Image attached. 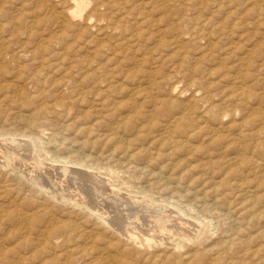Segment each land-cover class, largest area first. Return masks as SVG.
<instances>
[{"label":"bare ground","instance_id":"obj_1","mask_svg":"<svg viewBox=\"0 0 264 264\" xmlns=\"http://www.w3.org/2000/svg\"><path fill=\"white\" fill-rule=\"evenodd\" d=\"M2 1V0H1ZM15 1H18V0H15ZM27 0H25V2H26ZM31 1V0H30ZM33 1V0H32ZM32 1L29 3V2H26V4H31L32 3ZM43 1H45V2H47L48 4H49V6H50V8L52 9H54L52 12H50L49 14L50 15H52V13H53V15L52 16H54L55 17V21L54 22H56V23H54L55 24V26H54V28L57 30V32H60L63 36L62 37H64V36H66L67 37V35L68 34H66L69 30H71L72 28H76L75 30L76 31H74V32H76V35H75V37H77V39H78V37L80 38V36H81V39H83L85 36H87L86 34L84 35V33L86 32L87 33V31L91 34V33H93V34H102L103 32L105 33L106 31L107 32H111V33H116V32H118V31H120L121 32V34H123L125 31H128V30H130V33L129 34H127V37H124V38H121V37H123L120 33V38H121V40H122V42H125V40H127L128 38H132L131 40H132V42L133 41H137L140 37H141V34H142V32H143V29L141 28V26L142 25H144V24H146V23H148L149 24V13L148 12H152V10L153 9H158V8H160V9H158L159 11H161V8H163L164 9V11H165V13H167L166 11L168 10V9H170V11H171V8H169L168 6H169V3L170 4H172L169 0H43ZM174 2H176L177 0H173ZM234 1H236V0H203V2H202V0H183L181 3L179 2L178 4H177V7H178V10H180V9H182L181 10V12H182V14L180 15L181 17L178 19V21L180 22H182L183 23V17H185V15H187L186 13H184V11L185 12H188V11H191L192 13H198V14H200V12L199 11H201L202 10V5L205 7H209L210 9H211V12H210V16L212 17V16H215V15H217V16H219L220 14H222V13H224V15H222V17L224 16V18H223V20H221L222 22L225 20L226 21V17L225 16H227L228 18L229 17H231V15L232 14H235L236 12V10L235 9H237L238 8V4H236L237 5V7H236V5H233L234 3H238L237 1L236 2H234ZM245 1V0H244ZM250 1V0H249ZM253 1V0H252ZM257 1H259V0H255V1H253V5L251 6V8L249 9L248 8V10H251V11H253V12H251L252 14H254V17H253V19H248V21L249 20H254V21H252L251 23H253V24H255L256 26H254L255 28H259L258 26L259 25H264V13H263V17H261L260 15H262L261 14V12H262V10L261 9H259V7L258 8H256V6H257V4H256V2ZM264 0H262V2H263ZM5 2V1H4ZM9 2H10V0H9ZM14 2V1H13ZM234 2V3H233ZM240 2V1H239ZM246 2H248V0L246 1ZM6 4L8 3V0H7V2H5ZM4 3V4H5ZM34 3V2H33ZM32 3V4H33ZM37 3V2H36ZM167 3H168V5H167ZM208 3H211V4H208ZM241 3H245V2H241ZM264 3V2H263ZM262 3V4H263ZM0 4H2L1 2H0ZM10 4H12L11 2H10ZM10 4H7L8 5V7L10 6ZM42 4H44V3H42ZM212 4H213V6H212ZM232 4V5H231ZM248 4V3H247ZM3 5V4H2ZM2 5H1V7H2ZM7 5H5V6H7ZM36 5H38V4H36ZM36 5H33V6H36ZM44 5H46V4H44ZM210 5V6H209ZM239 5H241V4H239ZM24 6V5H23ZM242 6H246V4L244 5H241V7ZM248 6H249V4H248ZM258 6H260L261 7V5H260V3L258 4ZM11 7H12V5H11ZM13 7H14V5H13ZM22 7V6H21ZM28 7V6H27ZM40 7H41V5H40ZM203 7V8H204ZM240 7V6H239ZM240 7V8H241ZM247 7V6H246ZM6 8V7H5ZM4 8V9H5ZM15 8H17V7H15ZM23 8H26V7H23ZM22 8V9H23ZM245 8V7H244ZM243 8V9H244ZM262 8H263V6H262ZM18 9V8H17ZM16 9V10H17ZM21 9V10H22ZM34 9V8H33ZM41 9H43V8H41ZM45 9H46V7H45ZM257 9H259V10H257ZM2 10H3V8H2ZM2 10H0V13L1 12H3ZM20 10V11H21ZM32 10V9H31ZM158 10H157V13H158ZM175 10H176V8H175ZM174 10V11H175ZM178 10H176V11H178ZM238 10V9H237ZM7 12L9 11L8 9L6 10ZM15 11V10H14ZM14 11H11V12H14ZM30 11V10H29ZM34 11V10H33ZM35 11H36V9H35ZM35 11H34V13H35ZM154 11V10H153ZM163 11V10H162ZM207 11H209V10H207ZM245 12H247L246 11V8H245V10H244ZM263 11H264V9H263ZM6 12V15L8 14ZM18 12V11H17ZM28 12V11H27ZM26 12V13H27ZM47 13L49 12V11H46ZM180 12V13H181ZM249 12V11H248ZM10 13V12H9ZM21 13V12H20ZM47 13H46V15H47ZM156 13V12H155ZM162 13H164V12H162ZM164 13V14H165ZM12 14V13H11ZM25 14V13H24ZM28 14H30V16L32 15L31 14V12L29 13L28 12ZM152 14V13H151ZM164 14H161L162 16L164 15ZM172 14H173V11H172ZM177 14V13H176ZM175 14V15H176ZM190 14V13H189ZM219 14V15H218ZM242 14H244V12L242 13ZM242 14H240L239 13V19H238V17H236V18H234V19H232V21H231V23L229 24V22H228V24L229 25H224L223 23L221 24V21L220 22H217L216 20V18H215V23L214 22H212L211 21V23H212V25H211V27L209 26V27H207L208 25L207 24H209V22H208V19H206L205 18V21L206 22H203V21H200V22H196L197 24H195V26L193 25L192 26V28H191V32H190V28H189V30H188V33H190V35H192L191 36V38H194V40L196 41V40H205V42H204V44L202 45L201 43V49H202V51L199 53V56L198 57H196V59H201V60H203L204 58L203 57H205V56H213V54H215V53H217V55H219L218 57H219V60L220 61H222V62H224V61H226V59L228 60L229 58H228V56H232L233 54H235V52H234V50H236V49H238L239 50V48H238V45H237V43H239V42H237L235 45H237L235 48L236 49H234L233 48V46L231 45V47H229V45L230 44H228V42L227 41H225L227 44H226V46L225 47H220L219 46V48L222 50H226L225 52H222V54L219 52V48L216 46V45H218V44H221L220 43V40H221V42H222V38L224 37L225 38V36L227 37V36H229V35H231L232 34V32L234 31L233 29L234 28H237V30H238V27L240 26H243V25H245V27H246V25L247 24H245V21H243V20H241L240 19V15L242 16ZM2 16L1 17H5L4 15H3V13L1 14ZM36 15V14H35ZM35 15H34V17H35ZM46 15H45V17H46ZM49 15V16H50ZM154 15V14H153ZM156 15V14H155ZM154 15V16H155ZM165 15H167V14H165ZM164 15V16H165ZM236 15H237V13H236ZM9 16V15H8ZM15 16V15H14ZM14 16H12V17H14ZM21 16V15H20ZM48 16V17H49ZM163 16V17H164ZM169 17H171L170 15H168ZM177 16H179L178 14H177ZM176 16V17H177ZM199 16V15H198ZM232 16H234V15H232ZM246 16V15H245ZM7 17V16H6ZM11 17V18H12ZM22 17H23V14H22ZM27 17H29V16H27ZM44 17V18H45ZM51 17V16H50ZM173 17V16H172ZM175 17V16H174ZM31 18V17H30ZM32 18H33V15H32ZM43 18V19H44ZM47 18V17H46ZM45 18V19H46ZM121 18H129V20H128V22H127V24H129V25H124L123 23H124V21H123V23L121 22ZM152 18V17H151ZM166 18V20H168V18H167V16L165 17ZM214 17H212V19H213ZM221 18V17H220ZM219 18V19H220ZM227 18V19H228ZM231 18H233V17H231ZM245 18V17H244ZM244 18H242V19H244ZM13 19H15V18H13ZM13 19H12V21H13ZM28 19V18H27ZM48 19V18H47ZM50 19H52V17L50 18ZM50 19H48L47 21H49ZM157 19V18H156ZM159 20H160V17L158 18ZM170 19H172V18H170ZM170 19H169V21H170ZM189 19V18H188ZM191 19V21L193 22V20L195 19H193L192 20V18H190ZM198 19V18H197ZM196 19V20H197ZM209 19H210V17H209ZM246 19V18H245ZM21 20V19H20ZM31 20V19H30ZM53 20V19H52ZM124 20V19H123ZM162 20H164L165 21V19L163 18ZM173 20V19H172ZM175 20V19H174ZM195 20V21H196ZM229 20V19H228ZM28 22H30L29 20H27ZM51 21V20H50ZM49 21V22H50ZM161 21V20H160ZM177 21V22H178ZM186 21H190V20H186ZM185 21V23H187ZM225 21H224V23H225ZM34 22H35V20H34ZM52 22V21H51ZM125 22H126V20H125ZM159 22V21H158ZM157 22V23H158ZM161 22H163V21H161ZM161 22H159L158 24H159V27H160V23ZM168 22V21H167ZM173 22V21H172ZM175 22V21H174ZM173 22V23H174ZM180 22V23H181ZM217 22V23H216ZM10 23V22H9ZM17 23H18V20H17ZM21 23V22H20ZM48 23V22H47ZM122 23V24H121ZM176 23V22H175ZM180 23H179V25H180ZM182 23H181V25H182ZM249 23H250V21H249ZM51 24V23H50ZM49 24V25H50ZM150 24H152V22H150ZM163 24V23H162ZM161 24V25H162ZM169 24V23H168ZM190 24V23H189ZM225 24H227V21H226V23ZM5 25H7L5 28H10L11 26H9L8 24H4L3 26H5ZM15 25V24H14ZM28 25H29V23H28ZM32 25V24H31ZM49 25H47V26H49ZM147 25V24H146ZM164 25H165V23H164ZM163 25V26H164ZM166 25H167V23H166ZM170 25V24H169ZM174 25V24H173ZM172 25V26H173ZM178 25V26H179ZM251 25V24H250ZM258 25V26H257ZM20 25L18 24V27H19ZM35 26V25H34ZM36 26H38V25H36ZM53 26V25H52ZM51 26V27H52ZM148 26V25H147ZM146 26V28H148ZM176 27H178L177 26V24L175 25ZM184 25H182V27H183ZM187 26V25H186ZM185 26V27H186ZM189 26V25H188ZM247 26H249V25H247ZM1 27V26H0ZM12 27H13V25H12ZM21 27H23V26H21ZM31 27V26H30ZM46 27V26H45ZM50 27V26H49ZM145 27V26H144ZM171 27V26H170ZM174 27V26H173ZM239 27V31L240 30H242L241 28ZM262 27V26H261ZM3 28V27H2ZM4 28V29H5ZM15 28H16V26H15ZM20 28V27H19ZM31 28H33V27H31ZM53 28V29H54ZM146 28H144V29H146ZM179 28L181 29V26H179ZM243 28V27H242ZM252 26H251V29L249 28V30L248 31H252ZM264 28V27H263ZM262 28V29H263ZM12 29L13 28H11V31H12ZM17 29V28H16ZM24 29H26V28H24ZM36 29V28H35ZM48 29V27L46 28V30ZM153 29H154V26H153ZM160 29V28H159ZM168 29H169V27H168ZM167 29V30H168ZM170 29H172V28H170ZM177 29V28H176ZM175 29V30H176ZM248 29V28H247ZM247 29H245V30H247ZM254 29V28H253ZM20 30H21V28H20ZM19 30V31H20ZM27 30V29H26ZM32 30V29H31ZM44 30H45V28H44ZM49 30V29H48ZM48 30H47V32H48ZM51 30V29H50ZM55 30V31H56ZM150 30V29H149ZM157 29H155L154 31H156ZM165 30V29H164ZM166 30V31H167ZM7 31V30H6ZM8 31H10V29L8 30ZM73 31V30H72ZM160 31V30H159ZM174 30L172 29V32H173ZM236 31V30H235ZM243 31V30H242ZM241 31V32H242ZM259 31V30H258ZM261 31V30H260ZM259 31V32H260ZM263 31V30H262ZM18 32V31H17ZM16 31H15V33H17ZM27 32V31H26ZM28 32H30V30L28 31ZM34 31H32V33H33ZM37 32H39L38 30H37ZM42 32H43V30H42ZM42 32H41V34H42ZM52 32V31H51ZM70 32V31H69ZM163 32L164 31H162V34H163ZM177 32V31H176ZM183 32H186V31H184L183 30ZM245 32V31H244ZM257 32V31H256ZM255 32V34L254 35H256V34H258V32L256 33ZM1 33V32H0ZM7 33V32H6ZM14 33V32H13ZM31 33V34H32ZM48 33H50V32H48ZM145 33H147V32H145ZM157 33V32H156ZM155 33V34H156ZM174 33V32H173ZM180 33H182L181 31H179V34H176V35H178V37L177 36H175V37H177V38H182L183 36L182 35H180ZM237 33H239V32H237ZM248 33V32H247ZM251 33V32H250ZM254 33V31H252V33L251 34H253ZM11 34V33H10ZM19 34H21V33H19ZM18 34V35H19ZM22 34H24V32L22 33ZM35 34V32L32 34V35H34ZM40 34V35H41ZM43 34H45V32L43 33ZM53 34V33H52ZM56 34V33H55ZM69 34H71V33H69ZM74 34V33H73ZM83 34V35H82ZM88 34V33H87ZM90 34H88V37L90 36ZM106 34V33H105ZM105 34H103V35H105ZM108 34V33H107ZM118 34V35H119ZM158 34L160 35V33L158 32ZM161 34V35H162ZM167 34V33H166ZM175 34V33H174ZM215 34H217V36L215 35ZM242 34V33H241ZM240 34V35H241ZM1 35V34H0ZM4 35V34H3ZM2 35V36H3ZM6 35H8V34H6ZM28 35V34H27ZM38 35H39V33H38ZM37 35V36H38ZM48 35V34H47ZM112 35V34H111ZM126 35V34H125ZM143 35H144V33L142 34V38H144L143 37ZM147 35H148V33H147ZM169 35H171V34H169ZM169 35H168V37H169ZM194 35V36H193ZM235 35H236V33H235ZM240 35L238 34V36L240 37ZM246 37L245 38H250V36H249V34H248V36H247V34L245 33L244 34ZM254 35H252L251 36V38L252 39H249V41H253L254 39L253 38H258L259 36H260V33L258 34L259 36H254ZM5 36V35H4ZM15 36H17V35H13V37H15ZM24 36V35H23ZM37 36H33L34 38H37ZM42 36V35H41ZM52 36V35H51ZM55 36H57V35H55ZM59 36V35H58ZM61 36V35H60ZM92 36V35H91ZM94 36V35H93ZM91 37V38H95V37ZM100 36V35H99ZM154 36V35H153ZM152 36V37H153ZM174 36V35H173ZM186 37H187V34L185 35ZM184 36V37H185ZM213 36H214V38H213ZM234 34L231 36L233 39H235L234 37ZM263 36H264V31H263ZM6 37V36H5ZM13 37H11V39L13 38ZM70 37H71V35H70ZM69 37V38H70ZM74 37V38H75ZM83 37V38H82ZM146 37V36H145ZM163 37H167L166 35L165 36H163ZM216 37V38H215ZM241 37H243V36H241ZM0 38H1V36H0ZM8 38V37H7ZM19 38V37H18ZM27 38V37H26ZM39 38V37H38ZM46 38V37H45ZM44 38V39H45ZM68 38V39H69ZM85 38H87V37H85ZM97 38H99V39H101V37H97ZM97 38L96 39H94V40H97ZM104 38H105V36H104ZM114 38H115V36H114ZM113 38V39H114ZM119 38V39H120ZM147 38V37H146ZM155 38V37H154ZM170 38H171V36H170ZM169 38V39H170ZM244 38V39H245ZM262 39V37H259V39ZM15 39V38H14ZM20 39V38H19ZM30 39V38H29ZM80 39V40H81ZM90 39V38H89ZM107 39V38H106ZM168 39V38H167ZM171 39H173V38H171ZM188 39V38H187ZM189 39H190V36H189ZM229 39L231 40V38L229 37ZM18 40V39H17ZM16 40V41H17ZM23 40V39H22ZM22 40H20V41H22ZM40 40H42V39H40ZM51 40V39H50ZM53 40H55V39H53ZM63 40V39H62ZM65 40V39H64ZM70 40V39H69ZM68 40V42H71L72 40H70L69 41ZM75 40V39H74ZM87 40V39H86ZM130 40V39H129ZM130 40V41H131ZM142 40V39H141ZM156 40H158V39H156ZM155 40V41H156ZM182 40V39H181ZM202 40V41H203ZM236 40H238V39H236ZM263 40V39H262ZM261 40V41H262ZM13 41H15V40H12L11 42H13ZM25 41L27 42L28 40H26L25 39ZM31 41H34L33 39H31ZM31 41H30V43H31ZM36 41H37V39H36ZM38 41H39V39H38ZM48 41V40H47ZM61 41V40H60ZM59 41V42H60ZM76 41V40H75ZM78 42H79V39L77 40ZM76 41V42H77ZM82 41V40H81ZM80 41V42H81ZM93 41V39H91V41L90 42H92ZM128 41V40H127ZM153 41V40H152ZM183 41V40H182ZM189 41V40H188ZM187 41V42H188ZM239 41V40H238ZM241 41V40H240ZM243 42H244V40H242ZM241 41V42H242ZM247 41V40H246ZM248 41V42H249ZM255 41V40H254ZM259 41V40H258ZM5 42V41H4ZM9 42H10V38H9ZM8 42V43H9ZM19 42V41H18ZM58 42V40H57V42H55L54 44H50V43H39V44H37V43H35V42H32V43H34V44H37V46H35L34 48H33V46L31 47V48H29V46L27 47V46H25V44H20V43H18V45L15 47V48H12L13 47V45H12V43L10 44V45H12V46H7L5 43H2V44H0V80H2V82H5V81H9L10 79L11 80H18V79H23L24 81H26L28 84H31V85H33V88H34V90H33V88H32V86H31V90H33V91H31V92H26V91H24V90H22V89H19V88H16V86H15V89L14 90H12V91H10L11 92V94H8V91H4L2 94H0V107H2V105H6L7 104V102H8V104L7 105H9L10 103H12V104H16V105H9V106H7L8 108H6V109H4V110H2V109H0V113L2 114H4L5 115V117H4V120L2 121V122H5L6 121V127H7V129L3 132V134H2V136H6V137H8L7 139H5V138H3L2 140H0V170H2V171H4V174H8V175H11V178H9L10 179V181H12V183L11 184H9V185H7V182H6V184H5V182H3V181H8L9 179H7L6 177H5V179L2 181L1 179V181H0V206H3L4 204H5V206H6V203H7V208H6V210H9V207L10 208H14V211H12L11 210V213L10 212H7V213H5L6 212V210H4L3 211V214L0 212V218L1 219H3V218H6L7 220H9V221H11L13 218H16V220H17V222L19 223V227H23V229H21V230H24L23 232H25V229H27L28 228V225H29V223L31 224V221L33 220H36V219H33V217L35 216V215H33L34 213H28V210H24V211H27V212H24V211H22V210H20V209H18L17 210V207L20 205V204H18V200H17V196L19 197V193H20V190L18 189V187L19 186H22V187H25V189H26V191L27 192H29V195L30 194H32L31 196L33 197V199L32 200H30V201H32L33 203H34V206L36 207V208H38V210H40V211H42L43 213H42V216L40 217L41 219H39V221L40 222H44V226H43V229H41L40 230V234L44 237V239L45 240H48V241H51V243H52V245H59L60 244V242H63L64 244H66L65 245V249L63 250V254H65L66 256H68V255H71L72 253H73V251H74V249L72 248V246L71 245H68L67 243H65L64 241H71L72 239H74V238H85L86 240H88V239H91V238H93L95 241H100V240H102V238L100 239V237L101 236H108V234H113V235H117V237H121L122 238V240H123V245L120 247V248H118L117 250L119 251L118 253H119V256L121 255V253L122 252H124V251H130V254H133V255H135V259H134V263H127V264H165V262L167 261V262H174L175 260L173 259V257H176V258H178V260L179 261H181V262H184V260L186 259V261H188L189 259H191L195 254L194 253H196V251L199 249L198 248V246H200L201 244H202V241H201V239L200 238H198L199 236H198V234L197 235H192V232H190V231H188L189 229H191V231L193 230V227H196L193 223H191V222H189L188 220H185V217L186 216H188V217H191L192 215H190V213H188L187 211L188 210H186L184 207H181V205L180 204H173V203H170L169 201L170 200H168V198H165L164 199V197H162V196H160L159 197V199H156V198H154V195L153 194H151V192H153V190H152V188H155L156 190H159L160 188H163V189H171V190H178L179 192H185V197H189V196H191V195H197L198 193L197 192H195V193H192V188H190V186L192 185V183L190 182V183H187V182H185V181H183V179L181 178V177H179V176H176L175 175V173H172L173 172V168H171L170 170H171V173L169 174V173H167L168 175H160V173H163L164 172V170L162 171V169L161 168H163V166L162 167H160V169L158 168V170H159V172L160 173H155V172H153L152 170H150L151 168H152V163H151V161H153V160H155L156 158V156L157 155H155L153 152V154L155 155V157H147V153H148V151L146 152V154H145V152H144V150H145V148L143 147V145H142V149L143 150H138L137 151V153H130L131 151H130V145L132 144H127V143H129V141L128 142H126V143H124V144H122V142H121V140L119 139V141L121 142H119L118 143V145H116L115 147L114 146H112L114 149L111 151H109V153H107V154H104V152L102 151V152H100V150H98L100 153L99 154H96L95 156H98V157H96V159L95 158H93L94 156H88V155H86V153H83L81 150H83V147L86 145V146H89V144H92L93 145V143L95 142V141H89L88 139H90V137H89V135L91 134V132H92V126H89L88 124H87V122L86 123H84V122H81V123H83V126H75V125H73L71 122H66L64 119H63V121L61 122V123H63L60 127H57V128H55L56 126H57V124H53L52 123V121H51V118H50V115L52 114V113H54L55 111H56V108H61L62 110H61V112H63L64 114L63 115H68L69 114V112H70V110H71V105L73 104H75L76 102H78V101H82V99H84L83 97H85V96H87V94L86 93H88L87 92V89L82 85V84H84V82L85 81H88V80H91V84L87 87L89 90L88 91H90V93L92 94V97H93V99H94V101L96 102L94 105H97L100 109H102L103 108V110L105 109V108H107L105 111H102V112H105V114H106V116H109V117H113L114 116V114H115V112H114V109L116 110V109H118V108H116V107H114V106H117V105H115V104H117V102H116V99H115V102H114V100L112 101V102H109V96H112L111 95V93L113 94V92L115 93V91L117 90V88H116V86L114 85V84H111L110 82H108V81H106L107 79V77L105 78V80L104 79H101L100 77H97L94 73H93V71H92V73L93 74H90V73H88V71H85V72H80V70H82V67H81V62H82V57L81 56H79L78 54L76 55V53L78 52V51H80V48H82V46H81V44L80 45H77L76 43H74L73 45L71 44V43H68L67 41L66 42H64V41H61V42H63V43H59ZM74 42V41H73ZM95 42H97V41H95ZM98 42H101L100 40H98ZM116 42V41H115ZM121 42V41H120ZM143 42H144V40H143ZM151 42V41H150ZM163 42V41H162ZM171 42V41H170ZM170 42H168V43H170ZM178 42H180V40L178 39ZM177 41H175V40H173V42H171V43H178ZM193 42V41H192ZM198 42H200V41H198ZM197 42V43H198ZM230 42V41H229ZM239 43L240 45L241 44H243V43ZM15 43V42H14ZM13 43V44H14ZM24 43V42H23ZM28 43H29V41H28ZM29 43V44H30ZM32 43H31V45H32ZM86 43H88V42H85L84 41V44L86 45ZM131 43V42H130ZM139 43H141V41L139 42ZM167 43V44H168ZM182 44H183V42H181ZM185 43V42H184ZM223 43V42H222ZM231 43H235V41L234 42H231ZM245 43V42H244ZM8 44V45H9ZM27 44V43H26ZM91 44V43H90ZM109 44V43H108ZM111 44V43H110ZM117 44H119V43H117L116 42V46H117ZM138 44V43H137ZM147 44V43H146ZM156 44V43H155ZM162 44V43H161ZM181 44V45H182ZM249 44V43H248ZM248 44L246 43V45L248 46ZM253 44V43H252ZM254 44H256L255 42H254ZM253 44V45H254ZM258 44V43H257ZM260 44H262L263 46H264V44H263V41L260 43ZM30 45V46H31ZM74 45H76V46H74ZM84 45V46H85ZM95 45V44H94ZM101 45V43H98L96 46L97 47H99ZM112 45H114V44H112ZM132 45H134V43L132 44ZM132 45H130L131 47H132ZM139 45H141V44H139ZM149 45V44H148ZM157 45V44H156ZM164 45H166L165 43L163 44V46H162V48L164 47ZM178 45H179V43H178ZM178 45H175V46H178ZM228 45V46H227ZM240 45H239V47H240ZM243 45H245V44H243ZM252 45V46H253ZM262 45H260V48H262L261 46ZM107 47L109 46V45H106ZM134 46H136V45H134ZM133 46V47H134ZM138 46V45H137ZM136 46V47H137ZM141 46H143V45H141ZM174 46V47H175ZM221 46H222V44H221ZM89 47V46H88ZM91 48L93 47V46H90ZM112 47V46H111ZM118 47V46H117ZM120 47V48H119ZM118 48L119 49H121V46H119ZM123 47H125V46H123ZM145 47V46H144ZM157 47H159V46H157ZM217 47L218 49V51H216V50H214L215 48ZM241 47H242V45H241ZM255 47V46H254ZM252 48V47H249L247 50H243L244 51V54H243V57L241 56V58H240V56H239V58L240 59H238L239 60V62L238 61H235V62H237V64H236V66H235V68L237 67V72H236V74L234 75V76H231L230 75V81H232L233 82V84L235 85L234 86V89L228 94V92H226L227 94H228V96L225 98V96H224V99H225V101H224V105L226 106V108L224 107V109H225V111H226V109H227V107L228 108H230V109H228L227 111H229V112H233L234 113V111L236 110H239V111H241V109L242 108H245V107H242V105L247 101V100H249V97H250V95H252L254 92H258V91H252V92H250L251 90H250V88H249V86L250 85H248L247 83H245V81L246 80H248V76H250L249 75V73L248 72H250V71H247L248 70V67H249V63H251L250 61H251V58H253V55L254 54H256V52L258 51L257 49L259 48V45H258V47H257V45H256V47H257V49H255V48ZM140 48V47H139ZM146 48V47H145ZM178 48V47H177ZM179 48H180V46H179ZM195 48V47H194ZM246 48V47H245ZM259 48V49H260ZM126 49V48H125ZM131 49V48H130ZM159 49H160V47H159ZM190 49V48H189ZM200 49V50H201ZM242 49H243V47H242ZM264 48H262V51H263V53H264V50H263ZM92 50H93V48H92ZM91 50V51H92ZM101 50V49H100ZM104 50V49H103ZM108 50V49H107ZM122 50H124V49H122ZM129 50V49H128ZM148 50H150V49H148ZM156 50V49H155ZM193 49H192V46H191V50H190V52L191 53H193V51H192ZM199 50V51H200ZM237 50V52H240L241 50H239L238 51ZM83 51H85V50H83ZM112 51V50H111ZM114 51V50H113ZM115 51H117V50H115ZM134 51H139L138 49L137 50H134ZM141 51V50H140ZM143 51H145V50H143ZM161 51V50H160ZM182 51V50H181ZM199 51H196V53L197 52H199ZM261 51V50H260ZM109 52H110V50H109ZM120 52V51H119ZM118 52V53H119ZM156 52V51H155ZM157 52H159V51H157ZM156 52V53H157ZM183 52H184V50H183ZM189 52V51H188ZM187 52V53H188ZM218 52H219V54H218ZM72 53V55H73V53H75L74 55H73V60L71 61V62H68V64H67V66H64L65 65V63H64V61L66 62L67 60V57H68V55H69V57H71L70 56V54ZM80 53H81V51H80ZM88 53V52H87ZM95 53V52H94ZM114 53V52H113ZM123 53H124V51H123ZM129 53V52H128ZM132 53H134V52H132ZM143 53V52H142ZM257 53H259V52H257ZM101 54V53H100ZM104 54V53H103ZM110 54V53H109ZM138 54V53H137ZM141 54V53H140ZM147 54V53H146ZM145 54V55H146ZM149 54V53H148ZM153 54H154V52H153ZM159 54V53H158ZM238 54H240V53H238ZM261 54H262V52H261ZM261 54H259V55H261ZM80 55H83V53L82 54H80ZM86 55V54H85ZM95 55V54H94ZM108 55V54H107ZM122 55V54H121ZM120 55V56H121ZM129 54H127V57H128V59H129V57L131 58V57H133L132 55H131V51H130V55L128 56ZM157 55V54H156ZM178 55V54H177ZM180 55H183L180 59H181V62L183 61V59H187V57H186V53H184V54H180ZM197 55V54H196ZM110 56H112V55H110ZM118 57V54L117 55H115V57ZM137 56V55H136ZM142 56V55H141ZM237 56V55H236ZM262 56V55H261ZM68 57V58H69ZM86 57H87V55H86ZM126 57V56H125ZM125 57L122 59L121 57V59H122V61H124V59H125ZM138 57V56H137ZM154 57V56H153ZM159 57H162V55H161V53L159 54ZM178 57V56H177ZM215 57L217 58V56H216V54H215ZM215 57H214V59H215ZM234 57V56H233ZM233 57H231V59L233 58ZM258 57V56H257ZM260 57V56H259ZM103 59L102 60H100L99 59V61H100V63H102L101 61H104V57H102ZM106 58V57H105ZM108 58H109V56H108ZM136 58V57H135ZM148 58V56H146V59ZM163 58V57H162ZM179 58V57H178ZM188 58H189V56H188ZM193 58V57H192ZM213 58V57H212ZM237 58V57H236ZM255 58V57H254ZM94 59V58H93ZM120 59V60H121ZM134 59V58H133ZM133 59H132V61H133ZM139 59V58H138ZM144 59V58H143ZM155 59V58H154ZM194 59V58H193ZM235 59V58H234ZM257 59V58H256ZM26 62H25V61ZM89 60H90V58H89ZM89 60H88V63H90L89 62ZM113 60H115V59H113ZM127 60V59H126ZM148 60V59H147ZM188 60V59H187ZM218 60V61H219ZM230 60V59H229ZM233 60V59H232ZM231 60V61H232ZM237 60V59H236ZM263 60H264V58H263ZM128 61V60H127ZM127 61H126V63H127ZM136 61H137V58H136ZM135 61V62H136ZM150 60H148L147 61V64L148 63H150L149 62ZM191 61H193V60H191ZM197 61V60H196ZM195 61V62H196ZM230 61V62H231ZM22 62H25V64L24 65H22V64H20V63H22ZM131 62V61H130ZM134 61L132 62L133 64V66H134V63H135ZM188 62H189V60H188ZM198 62V61H197ZM205 62V61H204ZM203 61H202V63H204ZM260 62V61H259ZM258 62V63H259ZM264 62V61H263ZM96 63H97V61H96ZM106 63V62H105ZM116 63V62H115ZM114 63V64H115ZM125 63V62H124ZM137 63H138V61H137ZM146 62H144V65L146 66V64H145ZM158 63H160V62H158ZM157 63V64H158ZM186 63V62H185ZM194 63V62H193ZM233 63H234V61H233ZM232 62H231V64H233ZM118 64V63H117ZM153 64H154V62H153ZM156 64V63H155ZM181 64V63H180ZM191 64H192V62H191ZM198 64V63H197ZM197 64H195V65H193V70H191V74L192 73H196L195 75H196V77H197V74H201L202 72H203V70H204V72H206L205 70L208 68H206V69H201V68H203L202 66H201V68H199V66L197 65ZM206 64V63H205ZM209 64H210V62H209ZM216 64H218V63H216ZM229 65L230 67V69L232 68L231 66H233V65ZM255 63H254V61H253V64L252 65H254ZM257 64V63H256ZM95 65V64H94ZM99 65V64H98ZM122 65V64H121ZM129 65H131V64H129ZM136 65V64H135ZM140 65V64H139ZM143 65V66H144ZM182 65V64H181ZM186 65H188V67H189V64H187L186 63ZM207 65V64H206ZM251 65V64H250ZM251 65V66H252ZM258 65V64H257ZM113 66V65H112ZM112 66L110 67V68H112ZM137 66V65H136ZM158 67V65H155V67ZM207 66H209V65H207ZM214 66V65H213ZM216 66V65H215ZM218 66V65H217ZM62 67H64L63 68V70H62ZM85 67V66H84ZM88 67V66H87ZM109 67V66H108ZM119 67V66H118ZM123 67V66H122ZM131 67V66H130ZM138 67V66H137ZM146 67H148V65L146 66ZM156 67V68H157ZM191 67V66H190ZM260 67H261V64H260ZM259 67V68H260ZM24 68H26L27 69V71H25L24 70ZM145 68V67H144ZM149 68V67H148ZM184 68V67H183ZM192 68V67H191ZM211 68V67H210ZM218 68V67H217ZM225 68L227 69L228 67H226L225 66ZM224 68V69H225ZM255 68H256V65H255ZM259 68H257V69H259ZM263 68H264V66H263ZM75 69H76V71H75ZM105 69H107V68H105ZM119 69V68H118ZM162 69V68H161ZM187 69V68H186ZM201 69V70H200ZM209 69V68H208ZM223 69V70H224ZM59 71V70H62L61 71V76L59 77V79L57 78V79H54L53 77H49V72H55V71ZM100 69L98 68V71H99ZM121 70V69H120ZM142 70H144L143 69V67H142ZM153 70V69H152ZM177 71H178V69H176ZM175 70V71H176ZM183 70H185V69H183ZM190 70V69H189ZM219 70V69H218ZM222 69H221V71H223ZM234 70V69H233ZM232 70V71H233ZM21 71L23 72H25V74L23 73V74H21ZM108 71V70H107ZM181 71V70H180ZM198 71H199V73H198ZM212 71H214V70H212ZM215 71L217 72V70L215 69ZM236 71V70H235ZM252 71V70H251ZM257 71H259V70H256L255 72H257ZM60 72V71H59ZM91 72V71H90ZM103 72H104V74H105V71L103 70ZM122 72V71H121ZM137 72H139V71H137ZM146 72H147V70H146ZM157 72V71H156ZM183 72V75H181L182 77L184 76V73H186L185 71H182ZM215 72V73H216ZM102 73V72H101ZM112 73V72H111ZM117 73H119V72H117ZM160 73H161V71H160ZM166 73V72H165ZM172 75L174 74L175 76H176V72L175 73H172V71L170 72ZM178 73V72H177ZM224 73H228L227 71L226 72H224ZM230 73V72H229ZM253 73V72H252ZM103 74V75H104ZM109 74V73H108ZM122 74H123V72H122ZM126 74V73H125ZM125 74H123V75H125ZM135 74V73H134ZM137 74H139V73H137ZM144 73H143V71H142V74H141V72H140V76H142ZM151 74H152V71H151ZM180 74H182V73H180ZM191 74H189V75H191ZM203 74V73H202ZM213 75L214 73H212V72H206V75H207V77L209 76L210 77V75ZM219 74H220V72H219ZM231 74V73H230ZM250 74H251V72H250ZM51 75V74H50ZM56 75H59V74H56ZM97 75H99V74H97ZM145 75V74H144ZM154 75V74H153ZM186 75V74H185ZM222 75H223V73H222ZM225 75H228V74H225ZM224 75V76H225ZM255 76H257L256 75V73L254 74ZM260 75V73L258 74V76ZM111 76V75H110ZM118 76L119 75H117V78H118ZM127 76V75H126ZM138 75H136V77H137ZM148 76V75H147ZM155 76V75H154ZM160 76H162V79L165 77L166 78V76H164L163 77V75H161L160 74ZM169 76V75H168ZM201 76V75H200ZM215 76V75H214ZM218 76V73H217V75H216V78H218L217 77ZM253 76V75H252ZM252 76H250V78L252 77ZM257 76V77H258ZM104 77H105V75H104ZM149 77V76H148ZM148 77H146V78H148ZM170 77V76H169ZM181 77V78H182ZM186 77V76H185ZM187 77H189V76H187ZM186 77V78H187ZM203 77V76H202ZM206 77V76H205ZM206 77V78H207ZM209 77L207 78V79H209ZM212 77V76H211ZM225 77H227V76H225ZM229 77V76H228ZM260 77H261V75H260ZM112 78V77H111ZM117 78H115V79H117ZM121 78H123V77H121ZM126 79H128L127 77H125ZM124 78V79H125ZM132 78V77H131ZM138 79H140V77H137ZM145 78V77H144ZM171 78V77H170ZM185 78V79H186ZM215 78V77H214ZM222 78V77H221ZM262 78L263 77H261V80H262ZM108 79H110V78H108ZM150 79H151V77H150ZM149 78H148V80H150ZM154 79V78H153ZM158 78H156V80H157ZM160 79V78H159ZM180 79V78H179ZM178 79V80H179ZM182 79H184V77L182 78ZM199 79V78H198ZM206 79V80H207ZM213 79V78H212ZM246 79V80H245ZM255 79H257L256 77H255ZM259 79V78H258ZM118 80V79H117ZM120 80V79H119ZM132 80V79H131ZM188 80V79H187ZM202 80V79H201ZM218 80V79H217ZM224 80V79H223ZM253 80V79H252ZM23 81V82H24ZM105 81V83H107V84H105V85H103V82ZM128 81V80H127ZM135 81V80H134ZM161 81V80H160ZM163 81H164V79H163ZM181 81V80H180ZM190 81V80H189ZM226 81V80H225ZM251 81V80H250ZM22 82V83H23ZM121 82V81H120ZM136 82V81H135ZM159 82V81H158ZM158 82H157V84H158ZM198 80H192L190 83H192V85H199V83H201V82H199ZM204 82H205V80H204ZM213 82V81H212ZM220 82V81H219ZM247 82V81H246ZM254 82V81H253ZM114 83V82H113ZM115 83H119V82H115ZM124 83V82H123ZM128 83V82H127ZM132 83H134V82H132ZM131 83V84H132ZM142 83V82H141ZM173 83V82H172ZM171 83V84H172ZM179 83V82H178ZM208 83H210V82H208ZM231 83V82H230ZM249 83H252V81L251 82H249ZM260 83H263V82H259V86H261V84ZM7 84V83H6ZM125 84V83H124ZM148 86H150L151 87V83L149 82V81H147V83H146ZM154 84V83H153ZM152 84V85H153ZM156 84V83H155ZM221 84V83H220ZM226 84H227V82H226ZM253 84V83H252ZM15 85H17L18 86V84H15ZM23 85H26V84H23ZM87 85V84H86ZM136 85H137V82H136ZM140 85V84H139ZM138 85V86H139ZM160 85V84H159ZM178 85V84H177ZM186 85V86H185ZM184 86L185 87H187V84H185ZM203 86H204V84H202ZM207 85V84H206ZM223 86H224V84H222ZM221 85V86H222ZM230 85V84H229ZM228 85V86H229ZM248 85V86H247ZM1 86V85H0ZM4 86V85H3ZM12 86V85H11ZM119 86V85H118ZM134 86V85H133ZM137 86V87H138ZM154 86L155 85H153L152 86V88H148V89H150L151 91H152V89L154 90ZM161 86H163V85H161ZM171 86V85H170ZM5 87H6V85H5ZM10 87V86H9ZM9 87H6L7 89L9 88ZM26 87H28V85L26 86ZM130 87V86H129ZM157 87V86H156ZM197 87V86H196ZM201 87V86H200ZM211 88H212V85L210 86ZM217 87V86H216ZM230 87V86H229ZM231 87H232V85H231ZM230 87V88H231ZM5 88V89H6ZM10 88H12V87H10ZM125 87H123V89H124ZM128 88V87H127ZM135 88V87H134ZM202 88H204V87H202ZM211 88H209V90L211 89ZM224 88H226L227 89V87H224ZM230 88H228V89H230ZM252 88H256V87H252ZM4 90V87L3 88H0V91L1 90ZM13 89V88H12ZM24 89H25V87H24ZM27 89V88H26ZM122 89V90H123ZM126 89V88H125ZM133 89V88H132ZM177 89V86L175 85H172L171 86V88H170V91H167V93L169 92V93H171V92H174L175 90ZM183 89V88H182ZM182 89L180 88V91H182ZM186 89V88H185ZM205 90H206V88H204ZM203 89V90H204ZM214 89H215V86H214ZM218 89V88H217ZM130 90V89H129ZM160 90V89H159ZM159 90H154V93L156 92L157 93V91H159ZM162 90V89H161ZM187 90V89H186ZM199 90H202V89H199ZM201 91V92H203L204 93V91ZM220 90H221V88H220ZM223 90V89H222ZM261 90H262V88H261ZM28 91V90H27ZM30 91V90H29ZM128 91V90H127ZM131 91H133L132 93H131V96L133 95V96H135V95H137V92H136V90H131ZM179 91V90H178ZM185 91V90H184ZM196 92H198L199 93V91H198V88L195 90ZM195 91H194V94H195ZM218 91V90H217ZM224 91V90H223ZM228 91V90H227ZM150 91H148L147 93L146 92H140L138 95H144L143 96V98H141V99H139L140 101H138V100H134L133 101V104H132V106L133 107H131L132 109H133V111L135 112V114H133L132 112H130V111H132V109L129 111H126V112H129V116L128 117H126V115L124 116V117H126V118H124L123 120H121L122 118H120V120L118 119L119 118V116H121V115H119L118 117H117V119H118V122H122L123 124L122 125H124V124H126V126H128L127 127V129L129 128V129H133V128H130L132 125H133V122H136L137 120L138 121H140L139 122V125L141 124V123H144V122H147L146 124H144V125H142L141 124V126H140V129L143 127V126H147V128L148 129H150L151 130V128H152V130L156 127L155 126V118H157V115L159 114V115H161L162 117V119L165 121V122H160V124L162 125V126H160V125H158L156 128H157V133H158V137H155L154 139H155V141L152 143L153 145H154V143L155 142H157V141H159L158 142V144H160L159 146L160 147H162V145L163 144H166L168 147H169V149H170V151H169V154H171L170 152H174V150H176V154L178 153V149H180L181 147H184L185 145H186V142H188L187 140L189 139V138H191V137H193V136H197V135H199L201 132H205L203 135H208V136H210V140H214L213 138L215 137V138H219V137H216L217 135H215V134H212L211 133V131L209 130V129H207L206 128V121H205V117L206 116H211L213 119H217V118H220V115H222L221 117H224V116H226L227 114H229L227 111V113L226 112H224V113H221L220 114V112L218 111V110H216V111H214L213 109L214 108H212L213 107V105H215L213 102H212V99H214L213 98V95L211 96L210 95V93L209 92H205L203 95H198V96H200L199 98H200V101H202L205 105H206V107H204V109H200V112H196V116L194 115V112L193 111H191L192 112V114L194 115L193 116V118L191 119V116L189 115V114H191V113H187L189 116L188 117H186L185 115V112H183L184 111V108H182L183 109V111L180 113V106H179V109H178V105H181V104H178V105H175V104H177L178 102H180V101H178V102H176L175 103V101H168L167 99H166V101L164 100L163 101V98H162V100H160V99H158L155 95L153 96L152 95V93H149ZM183 92V91H182ZM187 92H188V90H187ZM211 92V91H210ZM222 91H220V93H221ZM184 93V92H183ZM192 93V92H191ZM215 93V92H214ZM260 93V92H259ZM264 93V92H263ZM158 94H160L159 92L157 93V96H159ZM179 94V93H178ZM193 94V93H192ZM225 94V93H224ZM255 94V93H254ZM257 94V93H256ZM124 95V94H123ZM141 95L138 97V98H140L141 97ZM180 95H181V93H180ZM216 95V94H215ZM257 95H259V94H257ZM256 95V96H257ZM263 95V94H262ZM261 95V93H260V96H262ZM121 96H122V94H121ZM120 96V97H121ZM171 96H174V95H171ZM190 96V95H189ZM254 96V95H253ZM113 97V96H112ZM136 97V98H137ZM163 97V96H162ZM195 96L193 95V98H194ZM216 97V96H215ZM223 97V96H222ZM114 98V97H113ZM122 98V97H121ZM129 98V97H128ZM137 98V99H138ZM174 98V97H173ZM187 98V97H186ZM196 98H198L197 96H196ZM199 98H198V101H199ZM251 98H252V96H251ZM260 98V97H259ZM259 98H257V99H259ZM85 99H87V98H85ZM170 99V98H169ZM179 99V98H178ZM183 99H185V97L183 98ZM143 100V101H142ZM180 100H181V98H180ZM253 100V99H252ZM251 100V102H253ZM88 102H90V100H87ZM118 101V100H117ZM121 101V100H120ZM123 101V100H122ZM144 101H148V102H146V103H149V104H147V105H149V109L148 108H146L148 111H144V106H143V104H144ZM186 101H187V99H186ZM185 101V102H186ZM193 101V100H192ZM199 101V102H200ZM222 101V100H221ZM258 101V100H257ZM262 101V100H261ZM75 102V103H74ZM119 102V101H118ZM161 102V103H160ZM194 102V101H193ZM244 102V103H243ZM254 102H256V101H254ZM260 101H258V103H259ZM175 103V104H174ZM182 103V102H181ZM184 103V102H183ZM190 103H192V102H190ZM195 104H196V102H194ZM198 103V102H197ZM248 103V102H247ZM121 104V103H120ZM246 104V103H245ZM250 105H252L251 103H249ZM256 104V103H255ZM4 105V106H5ZM86 105V104H85ZM88 105H90V104H88ZM87 105V107H89ZM194 105V104H193ZM261 105V104H260ZM76 106H77V104H76ZM127 106H128V104H127ZM126 106V107H127ZM130 106V105H129ZM184 106V105H183ZM188 106H190V104L188 105ZM215 106H217V105H215ZM246 107L247 106H249V105H245ZM75 107V106H74ZM73 107V108H74ZM93 107V106H92ZM122 107V105L120 106V108ZM124 107V106H123ZM126 107H124V109L126 108ZM187 107V106H186ZM192 107V106H191ZM194 107V110L196 109L197 110V107H195V106H193ZM199 107V106H198ZM254 107V106H253ZM78 108V107H77ZM84 108V107H83ZM94 108V107H93ZM129 108V107H128ZM188 108V107H187ZM252 108V107H251ZM250 108V109H251ZM254 108H256V107H254ZM75 109V108H74ZM74 109H73V112H74ZM91 109V108H90ZM95 109V108H94ZM98 109V108H97ZM127 109V108H126ZM199 109V108H198ZM223 109V108H222ZM246 109H248V107L247 108H245V111H247L248 112V110H246ZM249 109V110H250ZM253 109V108H252ZM2 110V111H1ZM17 111V113H13V115H15L16 114V116L17 117H22V119L20 118L18 121H14L13 119H8V117L7 116H9V114H11V112H9V111ZM23 110H25V111H27L28 113L27 114H22V112H23ZM78 110V109H77ZM84 110V109H83ZM195 110V111H196ZM256 110V109H255ZM76 111V110H75ZM109 111V112H108ZM121 111V110H120ZM119 111V112H120ZM253 111V110H252ZM7 112H9V113H7ZM189 112H190V110H189ZM251 112V111H250ZM253 112H258V111H253ZM60 112L58 111V114H59ZM75 113V112H74ZM88 113H89V111H88ZM90 113H91V111H90ZM89 113V114H90ZM240 113H243L242 111L240 112ZM246 113V112H245ZM252 113V112H251ZM260 113V112H259ZM57 114V115H58ZM78 114H79V112H78ZM94 114V113H93ZM102 114V113H101ZM119 114V113H118ZM120 114H121V112H120ZM130 114H132V115H130ZM255 114V113H254ZM13 115H12V117H13ZM74 115V114H73ZM88 114L86 113V116H87ZM116 115V114H115ZM158 115V116H159ZM198 115V116H197ZM89 116H91V114L89 115ZM89 116H87V117H89ZM104 116V115H103ZM241 116H243V115H241ZM240 116V117H241ZM256 116H258V113H257V115L255 114V116L254 117H256ZM260 116H262V113L260 114ZM263 116H264V114H263ZM11 117V118H12ZM53 117H56V116H53ZM63 116H61V118H62ZM71 117H72V115H71ZM92 117L93 116H91V118L90 119H92ZM116 117V116H115ZM166 117H168L166 120L164 119V118H166ZM190 117V118H189ZM244 117V116H243ZM242 117V118H243ZM24 118V119H23ZM64 118V117H63ZM82 118V117H81ZM138 118H141V119H138ZM202 118V120H200ZM253 118V117H252ZM258 118V117H257ZM261 118V117H260ZM57 119H58V117H57ZM71 119V118H70ZM78 119V118H77ZM85 119V118H84ZM89 119V120H90ZM150 119V120H149ZM159 119H160V116H159ZM161 119V120H162ZM230 119V118H229ZM231 119H232V116H231ZM237 119V118H236ZM238 119H239V117H238ZM256 119V118H255ZM53 120V119H52ZM59 120V119H58ZM61 120V119H60ZM69 120V119H68ZM67 120V121H68ZM76 120V119H75ZM86 120V119H85ZM112 120V119H111ZM113 120H114V118H113ZM185 120L187 121V123H188V125L189 124H191V122L192 121H194V123L193 124H191L192 126H191V130L190 131H185V128H184V126H182V122L184 121L185 122ZM233 120V119H232ZM258 120V119H257ZM107 121V120H106ZM108 121L110 122V119H108ZM227 121V120H226ZM225 121V122H226ZM235 121V120H234ZM241 121V120H240ZM239 121V122H240ZM243 121H244V119H243ZM248 121V120H247ZM260 121V120H259ZM259 121H257V122H259ZM54 122V121H53ZM75 122H77V121H75ZM74 122V123H75ZM95 122V121H94ZM99 122H100V120H99ZM116 122H117V120H116ZM115 122V123H116ZM222 122V121H221ZM230 121L228 120V123H229ZM254 122V121H253ZM158 123H159V121H158ZM214 123V122H213ZM215 123H217V122H215ZM94 124H96V123H94ZM102 124H104V123H102ZM119 124V123H118ZM118 124H116V125H118ZM137 124H138V122H137ZM184 124V123H183ZM186 124V123H185ZM184 124V125H185ZM222 124V126H223V122L221 123ZM242 124V123H241ZM245 124H248V123H245ZM244 124V125H245ZM249 124H253L252 122L251 123H249ZM257 124V123H256ZM263 124H264V122H263ZM59 125V124H58ZM105 125H107L106 123H105ZM104 125V127H106ZM120 125V124H119ZM122 125H121V127H122ZM135 125V124H134ZM139 125H136V128L138 129L139 128ZM157 125V124H156ZM211 125H213L212 123H211ZM218 126H219V124H217ZM216 125V126H217ZM226 125V124H225ZM234 125V124H233ZM233 125H230V126H233ZM74 126V127H73ZM95 126H97V125H95ZM101 126V125H100ZM100 126H98V127H100ZM186 126V125H185ZM241 126V125H240ZM239 126V128H241ZM251 126V125H250ZM103 127V128H104ZM112 127V126H111ZM111 127H109V128H111ZM115 127V126H114ZM119 128H120V126H118ZM215 127V126H214ZM220 127H221V125H220ZM227 127V126H226ZM255 127V126H254ZM259 127V125L257 124V128ZM71 128H74V132H76L75 133V136L77 135V134H83L84 136V138H85V140H83L82 142H78L79 140H77V142L76 141H74V139H70V138H68V136H65L64 134L65 133H63V132H66V130H69V129H71ZM103 128H101V129H99V130H102ZM108 128V127H107ZM117 128V127H116ZM118 128V129H119ZM135 128V129H136ZM187 128V127H186ZM216 128V127H215ZM222 128V127H221ZM224 128V127H223ZM222 128V129H223ZM231 128V127H230ZM238 128V129H239ZM252 128H253V126H252ZM252 128H251V130H249L250 132L252 131ZM256 128V127H255ZM256 128V129H257ZM263 129H264V126L262 127ZM47 129H53V131L54 130H56V131H59V132H61V136H60V139H61V143L62 144H64V143H69V147H67V149L69 150V151H67L65 148V150L67 151V152H64V153H58L57 151H52V150H50L51 148H53V146H54V144L52 145V147L49 149L48 148V144H50V143H53L54 141L56 142V140L58 139H54V138H56L55 136H47L48 137V141H43V138H41L40 137V134L45 130V132H46V130ZM93 129H94V127H93ZM96 129V128H95ZM111 129H113V128H111ZM111 129H109V130H111ZM121 129V128H120ZM124 129V128H123ZM146 128L144 127V128H142L141 130H145ZM214 129V128H213ZM226 129V128H225ZM234 129H236V126H235V128ZM114 130V129H113ZM113 130H111V132L113 131ZM156 130V129H155ZM187 130V129H186ZM215 130V129H214ZM221 130V129H220ZM254 130V129H253ZM261 129H259L258 131H260ZM50 131V130H49ZM94 132L96 131V130H93ZM116 132L118 131L117 129L115 130ZM135 131V130H134ZM147 131V130H146ZM217 131V130H216ZM235 131V130H234ZM234 131H232V132H234ZM245 131V130H244ZM243 131V132H244ZM248 131V130H247ZM256 131V130H255ZM52 131H50V133H51ZM58 132V133H59ZM93 132V133H94ZM98 132V131H97ZM104 132V131H103ZM119 132V131H118ZM124 132V131H123ZM126 132V131H125ZM141 132H143V131H141ZM153 132V131H152ZM237 132H238V130H237ZM250 132H247L246 134H247V136H248V133L250 134ZM253 132V131H252ZM257 132V131H256ZM57 133V132H56ZM56 133H54V134H56ZM69 133L71 134V131H69ZM101 133V132H100ZM106 133V132H105ZM130 133V132H129ZM151 133V132H150ZM235 133V132H234ZM258 133V132H257ZM69 134V135H70ZM102 134V133H101ZM111 134H114V133H111ZM110 134V135H111ZM118 134V133H117ZM136 134H138V133H136ZM141 134V133H140ZM139 134V135H140ZM144 134H145V132H144ZM147 134V133H146ZM154 134V133H153ZM229 135H230V133H228ZM227 134V135H228ZM237 134V133H236ZM235 134V135H236ZM261 134V133H260ZM259 133L258 134H256V135H260ZM47 135V134H46ZM49 135V134H48ZM57 135V134H56ZM74 135V134H73ZM96 135V134H95ZM98 135V134H97ZM108 135V134H107ZM121 135V134H120ZM119 135V136H120ZM130 135H131V133H130ZM134 135V136H133ZM143 135V134H142ZM141 135V136H142ZM152 135V134H151ZM155 135V136H156ZM228 135V136H229ZM238 135H239V137H241V136H245V135H241V134H239L238 133ZM241 135V136H240ZM10 136H15L14 138H16V136L17 137H21L20 139L22 140V138H24V139H26L27 138V140L25 141H21V140H17V139H14V138H9ZM43 136H45V135H43ZM79 136V135H78ZM77 136V137H78ZM86 136V137H85ZM114 136V135H113ZM113 136H111L112 138H113ZM132 136L134 137V138H136L138 135H136V137H135V134H132ZM141 136L139 137L138 136V138H139V140H140V138H141ZM149 136V135H148ZM201 136V135H200ZM228 136H226L227 138H228ZM79 137H81V136H79ZM88 137V138H87ZM102 137V136H101ZM123 136H121V138H122ZM133 137H132V140H133ZM144 137V136H143ZM235 137V136H234ZM254 137V136H253ZM94 138V137H93ZM95 138H99V136L98 137H95ZM129 138V137H128ZM149 138H151V137H149ZM194 138V137H193ZM200 138V137H199ZM207 138V137H206ZM226 138V139H227ZM231 138V137H230ZM236 138V137H235ZM247 138V137H246ZM101 138H99V140H100ZM116 139V138H115ZM115 139H114V141H115ZM118 139V138H117ZM137 139V138H136ZM148 139V138H147ZM153 139V140H154ZM194 139H196V138H194ZM203 139H205V138H203ZM209 139L207 140V141H209ZM238 139V138H237ZM241 139L243 140V137H241ZM245 139V138H244ZM250 139V138H249ZM253 139V138H252ZM255 139L257 140V138L255 137ZM53 140V141H52ZM96 140L97 141V144H99L100 146H101V144L104 146V148H105V145H107L108 146V143L107 142H109L110 141V138H108V136L106 137V135L104 136V138H103V140ZM112 140V139H111ZM138 140V141H139ZM151 140H152V138H151ZM191 141H192V139H190ZM225 140V139H224ZM255 140V141H256ZM260 140H261V138H260ZM58 141H59V139H58ZM113 141V140H112ZM111 141V142H112ZM190 141V142H191ZM194 141V140H193ZM193 141H192V143H193ZM199 141H201L200 139H199ZM198 141V138H197V141L196 142H199ZM206 141V142H207ZM215 141H216V139H215ZM214 141V142H215ZM218 141V140H217ZM230 141V140H229ZM228 141V142H229ZM241 141V140H240ZM244 141V140H243ZM263 141V140H262ZM54 142V143H55ZM124 142V141H123ZM144 142V141H143ZM143 142H142V144H143ZM146 142V141H145ZM205 142V141H204ZM203 141H202V143H204ZM210 142V141H209ZM238 142V141H237ZM242 142V141H241ZM247 142V141H246ZM248 142H250V141H248ZM253 142V141H252ZM257 142H258V140H257ZM261 142V141H260ZM58 143V142H57ZM60 143V144H61ZM141 143V142H140ZM195 143V142H194ZM234 143V139H232L229 143H228V145H231V144H233ZM245 143V142H244ZM264 143V142H263ZM95 144H96V142H95ZM93 145V146H96V145ZM135 145H136V143H134ZM134 144H132V145H134ZM138 144V143H137ZM191 144V143H190ZM225 144V143H224ZM223 144V145H224ZM227 144V143H226ZM239 144H240V142H239ZM238 144V145H239ZM248 144V143H247ZM254 144V143H253ZM51 145V144H50ZM56 145V144H55ZM109 145H111V143L109 144ZM144 145H146V144H144ZM148 145V144H147ZM195 145V144H194ZM203 145V144H202ZM201 145V146H202ZM220 145H222V144H220ZM222 145V146H223ZM234 145V144H233ZM233 145H231V147L233 146ZM243 145V144H242ZM250 145H252V144H250ZM58 146V145H57ZM56 146V147H57ZM73 146H77L76 148L74 147L73 149H72V147ZM99 146V147H100ZM106 146V147H107ZM159 146H157L156 145V147H159ZM191 146V145H190ZM189 146V147H190ZM200 146V145H199ZM198 146V147H199ZM211 146V145H210ZM221 146V148H222V150H223V147ZM225 146V145H224ZM253 146H255V144L253 145ZM55 147V148H56ZM61 147V149H62V145L60 146ZM98 147V146H97ZM140 147V146H139ZM146 147V146H145ZM154 147H155V145H154ZM160 147H159V149H160ZM186 147L187 146H185V149H186ZM209 147V146H208ZM213 147V146H212ZM211 147V148H212ZM239 147V146H238ZM245 148H246V146H244ZM55 148H53L54 150H55ZM88 148V147H87ZM90 148V147H89ZM88 148V149H89ZM131 148H133V147H131ZM196 149H197V147H195ZM221 148H219V149H221ZM253 148V147H252ZM254 148H256V147H254ZM253 148V149H254ZM60 149V150H61ZM77 149V150H76ZM79 149H81V150H79ZM105 149H108V147L107 148H105ZM112 149V148H111ZM149 149V148H148ZM156 149V148H155ZM162 149V148H161ZM199 149H200V147H199ZM210 149V148H209ZM208 149V150H209ZM227 149V148H226ZM225 149V150H226ZM230 149V148H229ZM233 149H235V147L233 148ZM251 149V148H250ZM263 150H264V147L262 148ZM56 150H58V149H56ZM59 150V151H60ZM65 150H61V151H65ZM87 150V149H86ZM91 150V149H90ZM133 150H135V148L133 149ZM136 150H137V148H136ZM150 150H151V148H150ZM165 150H166V148H165ZM181 150H183V149H181ZM201 150V149H200ZM212 150V149H211ZM210 150V151H211ZM215 150H216V148H215ZM214 150V151H215ZM218 150V149H217ZM241 150V149H240ZM246 150H247V148H246ZM262 150V151H263ZM154 151V150H153ZM164 151V150H163ZM205 151V150H204ZM203 151V152H204ZM249 151V149L247 150V152ZM256 151V150H255ZM254 151V152H255ZM93 152V151H92ZM96 152H97V150H96ZM118 152V153H117ZM168 152V151H167ZM183 152H185V150L183 151ZM190 152V151H189ZM218 152V151H217ZM219 152H221V151H219ZM225 152H228V151H225ZM233 152H235V150L233 151ZM250 152V151H249ZM252 152V151H251ZM250 152V153H251ZM94 153V152H93ZM117 153V154H116ZM158 153H160L159 151H157V154ZM210 153V152H209ZM262 153V152H261ZM264 153V152H263ZM132 154V155H131ZM163 154V153H162ZM162 154L160 155L159 154V156L161 157L162 156ZM174 154H175V152H174ZM196 154V153H195ZM200 154H202V153H200ZM203 154H205V153H203ZM202 154V155H203ZM215 154V153H214ZM252 154V153H251ZM256 154V153H255ZM134 155H141V156H143V157H145V162H146V164H145V162H144V166H142V167H139L137 164L139 163V161H137L138 163L136 164H132V161H131V157H133ZM173 155V154H172ZM189 155V154H188ZM219 155V154H218ZM235 155H236V153H235ZM240 155V154H239ZM242 155H244V154H242ZM248 155V154H247ZM258 155V154H257ZM257 155H254V156H257ZM263 156H264V154H262ZM31 156V157H30ZM158 156V157H159ZM179 156H180V152H179ZM194 156V155H193ZM201 156V155H200ZM220 156V155H219ZM225 156V155H224ZM232 156V155H231ZM241 156V155H240ZM249 156V155H248ZM261 156V155H260ZM260 156H257L258 158L260 157ZM262 156V158H264ZM139 157V156H138ZM137 157V158H138ZM157 157V158H158ZM170 157V156H169ZM202 157V156H201ZM201 157H198V158H201ZM212 157V156H211ZM222 157V156H221ZM242 157V156H241ZM243 157H245V156H243ZM251 157V156H250ZM123 158L124 159H126V161L125 160H123ZM162 158V157H161ZM167 159H169L168 157H166ZM182 158H184V156L183 157H181V159ZM192 158V157H191ZM196 158V157H195ZM195 158H193V159H195ZM202 158H205V157H202ZM209 158H210V155H209ZM225 158V157H224ZM254 158V157H253ZM31 160L32 162V164H33V166L31 165V163H30V165H28V160ZM144 159V158H143ZM142 159V160H143ZM163 159V158H162ZM166 159V160H167ZM174 159V158H173ZM212 159H214V158H212ZM215 159H217L216 157H215ZM221 159V161H222V158H220ZM236 159H237V157H236ZM242 159V158H241ZM44 160H48L49 162H47V163H52V164H56V165H52V164H50L49 166H47L46 164H44ZM136 160V159H135ZM138 160H139V158H138ZM170 160V159H169ZM174 160H176V158L174 159ZM173 160V161H174ZM192 160V159H191ZM196 160V159H195ZM202 160H204V159H202ZM239 160V159H238ZM250 160V159H249ZM259 160V159H258ZM260 160H261V158H260ZM259 160V161H260ZM168 161V160H167ZM177 161V160H176ZM194 161V160H193ZM220 161V162H221ZM237 161V160H236ZM255 161V160H254ZM143 162V161H142ZM141 162V163H142ZM156 162H157V160H156ZM168 162H170V161H168ZM172 162V161H171ZM180 162H181V160H180ZM214 162V161H213ZM216 162V161H215ZM214 162V163H215ZM220 162H218V163H220ZM233 162H234V157H228V159H226V160H224V162H221L222 164H223V166H222V169L224 170V168L223 167H225V171H229V173L231 174V176H232V178L230 179H226V178H224L223 180H222V183L224 184V186H225V192H224V195H226L227 197H228V200L226 201V203H227V205H228V208H227V210H226V213L229 215V217L231 218V219H228V222L230 223V225L231 226H233V225H236V223L238 222V220L239 219H241V220H243L244 222L246 221V225L248 224V222H247V219L249 218V220H253V222H257V220H259L260 219V215H258V213H257V211H255L254 213H253V215H252V212L250 211V210H248V209H245V210H243L244 209V207H243V204L245 203V202H247L248 200H254V199H256L257 198V195H253L252 194V192L254 191H249V188H251V187H249L248 188V186H245V183L242 181L243 180V178L240 180V179H236L237 178V175L239 174V171H238V168L236 169L235 168V166L233 165ZM239 162H241V161H239ZM243 162H246V161H243ZM264 162V161H263ZM262 162V164L260 163V162H256L255 163V165L254 166H252V165H250L251 167H253V168H249V170L250 169H260V168H262V169H264L263 167H264V163ZM105 163H108V164H110L111 163V165H108L107 167H105L106 166V164ZM154 163H155V161H154ZM183 163V162H182ZM185 163H187V162H185ZM188 163H190V162H188ZM191 163H194V162H191ZM207 163H209L208 161H207ZM242 163V162H241ZM240 163V164H241ZM249 163V162H248ZM57 164H59V165H57ZM69 164H71L73 167H69V166H67V165H69ZM130 165V164H132L131 166H129V167H131V169H132V174H130L129 176L130 177H132V181H133V183H132V181L130 180V179H126V180H124V178H122V179H120V181H118L117 182V179L119 180V178H117L118 176H117V171L114 169V166H115V168L118 166H126V165ZM158 164V163H157ZM210 164V163H209ZM209 164H207V165H205V164H203V165H205L206 167L207 166H209ZM213 164V163H212ZM222 164H220V166L222 165ZM236 164H237V162H236ZM243 164H245V163H243ZM247 164V163H246ZM246 164H245V166H246ZM251 164V163H250ZM253 164V163H252ZM159 165V164H158ZM158 165H155V167H156V169H157V167H158ZM190 165V164H189ZM214 165V164H213ZM216 165L217 164H215L214 166L216 167ZM242 165V164H241ZM240 165V166H241ZM149 166H151V168H149ZM165 166V165H164ZM219 166V167H220ZM234 166V167H233ZM243 166V165H242ZM117 167V168H118ZM154 167V166H153ZM154 167V168H155ZM191 167V166H190ZM204 167V166H203ZM214 167V168H215ZM238 167H239V165H238ZM248 167H249V164H248ZM247 167V168H248ZM40 168V169H39ZM80 168H85V169H87L88 171L89 170H92V172L90 171V173H87L85 170L83 171V170H81ZM116 168V169H117ZM125 168V167H124ZM166 168H167V165H166ZM189 168V167H188ZM208 168H210V167H208ZM212 168H213V166H212ZM37 169H39V170H43V169H45V172H44V174H41V173H39L38 172V170ZM127 169H129V168H127ZM155 169V170H156ZM164 169V168H163ZM177 169H179V168H177ZM222 169H218V170H222ZM100 170V172H98ZM102 170H106L105 172H107L106 173V175L108 176V179L109 180H105V179H102L103 178V176L102 177H100L99 175V173H101L102 172ZM214 170V169H213ZM222 170V171H223ZM240 170V169H239ZM248 170V171H249ZM95 171V172H94ZM166 172H167V170H165ZM251 171V170H250ZM260 171H262V170H260ZM40 172H42V171H40ZM178 172V171H177ZM214 172H215V170H214ZM219 172V171H218ZM241 172H243V171H241ZM111 173H112V175H111ZM119 173V172H118ZM216 173H217V171H216ZM54 174L55 175H59V176H61L60 178H63V180H62V185H63V182H65L64 183V185L63 186H61V184H60V182H57V180L55 181L54 179H51V176H54ZM104 174V173H103ZM218 174V173H217ZM243 174V173H242ZM0 175H3V174H0ZM105 175V174H104ZM241 175V174H240ZM245 175V174H244ZM5 176V175H4ZM3 176V177H4ZM236 176V177H235ZM242 176V175H241ZM121 177H123V176H121ZM140 177H145L146 178V180H147V185L146 186H142V185H139V181L137 180L138 178H140ZM216 177V176H215ZM1 178V177H0ZM106 178V177H105ZM129 178V177H128ZM241 178V177H240ZM110 179H112L113 180V182H115V184L112 182L111 183V185H109V186H113L114 187V189H109V186L106 184V183H108V181H110ZM244 180H246V179H244ZM89 181V186H84V184H85V182H86V185H87V182ZM136 181H138V183L136 182ZM70 182V183H69ZM80 182V183H79ZM111 182V181H110ZM145 183H146V181H145ZM144 183V184H145ZM195 183V182H194ZM76 184V185H75ZM74 185H75V187H74ZM79 185H81L82 186V188L81 187H79ZM154 185H156V186H154ZM71 187V188H70ZM72 187H73V189L74 190H71V191H74V192H70V189H72ZM129 188V189H128ZM133 189H136V197H137V194H139V196L141 197V198H133L132 196H131V198H133V199H135V201L134 200H132V202L134 201V202H136V201H141L140 199H142V202L143 203H146L149 207V209H151L152 210V213H153V211H157L158 213V215H159V217H156L155 219H154V221H151L153 224H152V226L151 227H149V228H152V229H149L148 231L145 229H140V227H139V223L137 224V222H138V220L140 219L139 217L138 218H133V217H131V218H133L132 220H130L131 218H129V216H127V215H129L128 213H127V215H125V216H123V214H121V211H120V213L119 212H117V213H114L113 214V209L111 208V205H112V200L114 199H117L116 197H118V195H120L119 194V192L121 191L122 192V190H125V192L126 191H128L129 193H134V190ZM152 190V191H151ZM151 191V192H150ZM127 192V193H128ZM124 193V192H123ZM123 193H122V195H123ZM156 193V192H155ZM125 194V193H124ZM128 195V194H127ZM127 195H126V197L125 198H127ZM125 196V195H124ZM120 197H121V195H120ZM119 197V198H120ZM130 197V196H129ZM108 198H109V200H108ZM28 199V198H27ZM30 199V198H29ZM119 200V199H118ZM123 200V199H122ZM122 200H120V204L122 203V207H123V201ZM124 200H127V199H124ZM129 200H131V199H129ZM20 201V200H19ZM122 201V202H121ZM138 201V202H139ZM177 201H180V200H177ZM119 202V201H118ZM128 202H130V201H128ZM133 202V203H134ZM155 202H156V204H158L157 202H159V204H162V203H165V205H168V204H170V206H173V208H174V210H172V208H171V210H169L168 208H165V207H162V206H155ZM235 202V203H234ZM237 202V203H236ZM20 203V202H19ZM131 203V202H130ZM137 203V202H136ZM140 203V202H139ZM167 203V204H166ZM116 204V203H115ZM119 203H118V206L120 205ZM127 204V203H126ZM126 204H125V206H126ZM132 204V203H131ZM135 204V203H134ZM217 204V202L215 201V203H214V205H216ZM231 204H232V206H231ZM140 205H142V204H140ZM145 205V204H144ZM230 205V206H229ZM59 207L60 209H61V215L60 214H55V207ZM134 206V205H133ZM135 206H136V204H135ZM137 206H139V204L137 205ZM136 206V207H137ZM21 207V206H20ZM112 207H114V206H112ZM121 207V208H122ZM127 207H130V208H132L131 206H128L127 205ZM126 207V208H127ZM140 207V206H139ZM139 207H138V209H139ZM147 207V206H146ZM1 208V207H0ZM110 208H111V210H113L112 211V213L110 212ZM125 208V207H124ZM135 208V207H134ZM144 208H145V206H144ZM2 209H3V207H2ZM33 210V209H32ZM117 210H118V208H117ZM125 210V209H124ZM123 210V211H124ZM126 210H128V209H126ZM135 210V209H134ZM142 210H143V208H142ZM145 210V209H144ZM143 210V211H144ZM146 210H148L147 208H146ZM54 211V212H53ZM129 211H132V209L131 210H129ZM148 211H150V210H148ZM236 211H240V212H238L236 215L234 214L233 216H231L230 215V213H235ZM33 212V211H32ZM34 212H37V211H34ZM39 212V211H38ZM116 212V211H115ZM128 212V211H127ZM133 213H134V211H132ZM131 212V214H133ZM140 212V211H139ZM225 212V211H224ZM259 212V211H258ZM122 213H124V212H122ZM136 213L137 214H139L138 213V210H136ZM144 213V212H143ZM148 213V212H147ZM146 213V214H147ZM162 213V214H161ZM226 213H224L223 215L225 216V218H227V214ZM37 214V213H36ZM40 214H41V212H40ZM121 214V215H120ZM125 214V213H124ZM220 214V213H219ZM39 215V214H38ZM140 215V214H139ZM141 215H143V214H141ZM140 215V216H141ZM145 215V214H144ZM150 215V214H149ZM155 215V214H154ZM157 215V216H158ZM132 216V215H131ZM147 216V215H146ZM223 216V217H224ZM39 217V216H38ZM137 217V216H136ZM149 217H151V216H149ZM148 217V218H149ZM153 217V216H152ZM184 217V218H183ZM232 217H235V218H232ZM35 218H36V216H35ZM144 218H145V216H144ZM6 219L4 220V222L6 221ZM145 220H147V219H145ZM195 220H197V219H195ZM248 220V221H249ZM3 221V220H2ZM39 221H38V223H39ZM89 221H91V223H88ZM140 221V220H139ZM144 221V220H143ZM149 221V220H148ZM198 221H199V225H202V226H207V223L206 222H204V221H202V220H199L198 219ZM242 221V222H243ZM7 222V221H6ZM86 222H87V224H90V225H85L86 224ZM141 222H142V220H141ZM85 223V224H84ZM149 223V222H148ZM143 224H147V223H143ZM141 225V224H140ZM237 225H239V224H237ZM253 225V224H252ZM31 226V225H30ZM142 226V225H141ZM148 226H149V224H148ZM148 226H145V228H147ZM230 226V227H231ZM143 227H144V225H143ZM142 227V228H143ZM31 229H32V227H30ZM29 228V229H30ZM179 229H181V230H179ZM252 229V228H251ZM236 230V231H235ZM243 230V228L241 229L240 228V226H236L235 227V229H233L232 227H231V233L228 235V237H229V240H232L234 237H235V235L237 236V235H239V233H241V232H244V231H242ZM244 230H246V229H244ZM30 231V230H29ZM235 231V232H234ZM252 231V230H251ZM246 232V231H245ZM257 235V234H256ZM255 235V236H256ZM98 236H100V237H98ZM198 236V237H197ZM115 238V237H114ZM117 239V238H116ZM120 239V238H119ZM118 240V239H117ZM120 242H121V240H120ZM101 244V243H100ZM203 245H204V243H203ZM182 250L184 251V252H182ZM200 250V249H199ZM199 252V251H198ZM197 252V253H198ZM247 252V251H246ZM245 252V253H246ZM117 253V254H118ZM197 255V254H196ZM199 255V254H198ZM201 255V254H200ZM249 255H252V254H248V256ZM118 255H116L113 259H112V261H114V263H118V262H122V260L120 259V257H119ZM122 256V255H121ZM202 256V255H201ZM244 256V255H243ZM119 257V258H118ZM170 257H172V258H170ZM198 257V256H197ZM203 257V256H202ZM245 257H246V255H245ZM201 258V257H200ZM177 260V261H178ZM192 260V259H191ZM177 261H175V262H177Z\"/></svg>","mask_w":264,"mask_h":264},{"label":"rangeland","instance_id":"obj_2","mask_svg":"<svg viewBox=\"0 0 264 264\" xmlns=\"http://www.w3.org/2000/svg\"><path fill=\"white\" fill-rule=\"evenodd\" d=\"M7 2V0H0V2L3 4H0V10H2V8H3V12H1L0 13V36H1V38H0V44H2V43H5L7 46H12L13 45V47L12 48H15L17 45H18V43H20L21 45L22 44H25V46H29V48H31L32 46H33V48L35 47V46H37V44H39V43H50V44H54L55 42H57V40H58V42L61 40V41H64V42H68V40L70 39V40H72L71 42H68V43H71L72 45L74 44V43H78L77 45H80L81 44V46H82V48H80V51H81V53H80V51H78L77 53H76V55L78 54L79 56H81L82 57V62H81V67H82V70H80V72H85V71H88V73H90V74H95L97 77H100L101 79H104L105 80V78L107 79L106 81H108V82H110L111 84H114L115 86H116V88H117V90L115 91V93L113 92V94L111 93V95L114 97H112V96H109V102H112L113 100H114V102H115V99H116V102H117V104H115V105H117V106H114V107H116V108H118V109H114V112H115V114H114V116L111 118V117H109V116H106V114H105V112L107 111L106 109L107 108H105L104 110H103V108L102 109H100L97 105H94L96 102L94 101V99H93V97H92V94L90 93V91H88L89 89V85L91 84V80H88V81H85L84 82V84H82L86 89H87V92L88 93H86L87 94V96H85V97H83L84 99H82V101H78V102H74L75 104L73 105H71V110H70V112H69V114L68 115H63L64 113L63 112H61V108H56V111L54 112V113H52L51 115H50V118H51V121H52V123L55 125V124H57V126L55 127V128H57V127H60L63 123H61L62 121H63V119L66 121V122H71L73 125H75V126H83V123H81V122H84V123H86L87 122V124L89 125V126H92V132H91V134L89 135V137H90V139H88L90 142L91 141H95L96 142V144H95V142L93 143V145L95 144L96 146H93L92 144H89V146H84L83 147V150H81V149H79V150H81L83 153H86V155H88V156H94L93 158H95L96 159V157H98V156H95L96 154H99L100 152H104V154H107V153H109V151L111 150H113L114 148L112 147V146H116V145H118V143L120 142L119 141V139L121 140V142H122V144H124V143H126V142H128L129 140V143H127V144H134V143H136V145L134 144V145H130V153H137V151L138 150H143L142 149V145H143V147L145 148V150H144V152H145V154H146V152L148 151V155H147V157L149 156V157H155V155H157L155 158V160H153V161H151V163H152V168H151V166H149V168H151L150 170H152L153 172H155V173H160L159 172V170H158V168L160 169V167H162L163 166V168H161L162 169V171L164 170V172L163 173H160V175H168L167 173H171V168H173V172L172 173H175V175L176 176H179V177H181L182 179H183V181H185V182H187V183H192V185L190 186V188H192L191 190H192V193H195V192H197L198 194L197 195H191V196H189V197H185L186 195H185V192H179L178 190H171V189H163V188H160L159 190H156L155 188H152V190H153V192H151V194H153L154 195V198H156V199H159V197L160 196H162V197H164V199L165 198H168V200H170L169 202L170 203H173V204H180L181 205V207H184L186 210H188L187 212L188 213H190V215H192L191 217H188V216H186L185 217V220H188L189 222H191V223H193L196 227H193V230L191 231V229H189L188 231H190V232H192V235H197L198 234V238H200L201 239V241H202V244L200 245V246H198V248L200 249H198L197 251H196V253H194L195 255L191 258V259H189L188 261H186V259L184 260V262H181V261H179L178 260V258H176V257H173V259L175 260V261H177V262H165V264H264V169H262V168H260V169H250L249 170V168H253V167H251L250 165H252V166H254L255 165V163L258 161V162H260L261 164H262V162L264 161V158H262V154H264L263 152H264V150L262 149L263 147H264V129L262 128L263 126H264V124H263V122H264V116H263V114H264V68H263V66H264V60H263V58H264V53H263V51H262V48H264V46L262 45V44H260L262 41H263V44H264V36H263V31H264V25H257L259 28H255L254 26H256L255 24H253V23H251L252 21H254V20H249L250 21V23H249V21H248V19H253V17H254V14H252L251 12H253V11H251V10H248V8L250 7L251 8V6L254 4L253 3V1H255V0H248V2H246L247 0H236L238 3H234V2H236V1H234L233 3V5H236V4H238V10L237 9H235L236 11V13H237V15H236V13L235 14H232V15H234V16H232L231 15V17H233V18H231V17H227V16H225L226 17V21H227V24H225L226 23V21H225V23H224V21L222 22L221 20H223V18H224V16L222 17V15H224V13H222V14H218L219 16H217V15H215V16H212V17H214L213 19H212V17L210 16V12H211V9L208 7H204L203 5H202V10L201 11H199L200 12V14H198V13H192L191 11H188V12H185L184 11V13H186L187 15H185V17H183V23H182V25H184L183 27H182V25H181V23L178 21V19L181 17L180 15L182 14V12H181V10L182 9H180V10H178V7H177V4L180 2H182L183 0H177L176 2H174L173 0H169L172 4H170L169 3V8H171V11H170V9H168L166 12L167 13H165V11H164V9L163 8H161V11H159L158 9H160V8H158V9H153L152 10V12H148L149 14V21L150 22H152V24H150V22H149V24L148 23H146V24H144V25H142L141 26V28L143 29V32H142V34L144 33V35H143V37L144 38H142V34H141V37L137 40V41H133L132 42V38H128L127 40H125V42H122V40H121V38H124V37H127V34H129L130 33V30H128V31H125L123 34H121V32L120 31H118V32H116V33H111L110 31L109 32H103L102 34L100 33H98L97 35L96 34H93V33H89L88 31H87V33L88 34H90V36L88 37V34L85 32L84 33V35L86 34L87 36H85V37H87V38H83V39H81V36H80V38L78 37V39H79V42L77 41L78 39H77V37H75V35H76V32H74V31H76L75 29L76 28H72L71 30H69L66 34H68L67 35V37L66 36H64V37H62L63 35L60 33V32H57V30L54 28V26H55V24L54 23H56V22H54L55 21V17L54 16H52L53 15V13H52V15H50L49 13L50 12H52L54 9L52 8H50V6H49V4L47 3V2H45V1H43V0H31L32 1V3L31 4H26V2H31L30 0H27L26 2H25V0H18V1H15V0H10V2L12 3V4H10V2H9V0H8V3L7 4H10V6L8 7V5L5 3V2ZM14 1V2H13ZM149 1V0H148ZM156 1V0H155ZM205 1V0H204ZM240 1V2H239ZM37 2V3H36ZM202 2H203V0H202ZM241 2H245V3H241ZM264 2V1H263ZM262 2V0H259V1H257L256 2V4H257V6H256V8H258L259 7V9H261L262 10V12L259 10V9H257V10H259L260 12H261V14L262 15H260L261 17H263V13H264V11H263V9H264V3ZM5 3V4H4ZM42 3H44V4H46V5H44V4H42ZM177 3V4H176ZM249 4V6H248V4ZM260 3V5H261V7L260 6H258V4ZM263 3V4H262ZM36 4H38V5H36ZM208 4H211V3H208ZM239 4H241V5H245L246 4V6H242L241 7V5H239ZM1 5H2V7H1ZM5 5H7V6H5ZM11 5H12V7H11ZM13 5H14V7H13ZM24 5V6H23ZM33 5H36V6H33ZM40 5H41V7H40ZM167 5H168V3H167ZM232 5V4H231ZM251 5V6H250ZM22 6V7H21ZM28 6V7H27ZM210 6V5H209ZM212 6H213V4H212ZM241 8H240V7ZM262 6H263V8H262ZM6 7V8H5ZM15 7H17V8H15ZM23 7H26V8H23ZM45 7H46V9H45ZM204 7V8H203ZM236 7H237V5H236ZM246 8V11L247 12H245L244 10H245V8ZM5 8V9H4ZM23 8V9H22ZM34 8V9H33ZM41 8H43V9H41ZM175 8H176V10H178V11H176L175 10ZM244 8V9H243ZM249 8V9H250ZM9 10L8 12L6 11V10ZM17 9V10H16ZM22 9V10H21ZM32 9V10H31ZM35 9H36V11H35ZM15 10V11H14ZM21 10V11H20ZM30 10V11H29ZM35 11V13H34V11ZM157 10H158V13H157ZM163 10V11H162ZM175 10V11H174ZM207 10H209V11H207ZM11 11H14V12H11ZM18 11V12H17ZM30 13L31 12V14L33 15V18H32V15L30 16V14H28V12ZM46 11H49L48 13L46 12ZM172 11H173V14H172ZM249 11V12H248ZM6 12L8 13L7 15H6ZM10 12V13H9ZM21 12V13H20ZM27 12V13H26ZM156 12V13H155ZM162 12H164L165 14H167V15H165L164 13H162ZM181 12V13H180ZM244 12V14H242ZM3 13V15L5 16V17H1L2 14ZM12 13V14H11ZM25 13V14H24ZM46 13H47V15H46ZM152 13V14H151ZM179 15V16H177V14ZM190 13V14H189ZM239 13L240 14H242V16L240 15V19L241 20H243V21H245V24H247V25H249V26H247L246 25V27H245V25H243V26H239L242 30H240L239 31V27H238V30H237V28H234L233 30V32H232V34L231 35H229V36H225V38L223 37L222 38V42H221V40H220V43L222 44V46H221V44H218V45H216L218 48H219V46L220 47H225L226 46V42L225 41H227L228 42V44H230L229 45V47H231V45L233 46V48L234 49H236L237 47V45H238V48H239V50H241L240 52H237V50L238 49H236V50H234V52H235V54H233L232 56H228V58L230 59H226V61H224V62H222V61H220L219 60V55H217V53H215L216 54V56H217V58L215 57V54H213V56H205V57H203L204 59L203 60H201V59H196V57H198L199 56V53L202 51V49H201V44L203 45L204 44V42H205V40H194V38H191V36L192 35H190V33H188V30H189V28H190V32H191V28H192V26L194 25L195 26V24H197L198 22H200V21H203V22H206L205 21V18L206 19H208V22H209V24H207L208 26L207 27H211V25H212V23H211V21L212 22H214L215 21V18L217 19L216 21L217 22H220L221 21V24L223 23L224 25H229L230 23H231V21H232V19H234V18H236V17H238V19H239ZM22 14H23V17H22ZM36 14V15H35ZM155 16H154V15ZM161 14H164L163 16L161 15ZM176 14V15H175ZM9 15V16H8ZM15 15V16H14ZM21 15V16H20ZM34 15H35V17H34ZM45 15H46V17L48 18V19H50L51 17H52V19H50L49 21H47L48 19L45 17ZM51 17H50V16ZM168 15H172L171 17H169ZM199 15V16H198ZM246 15V16H245ZM7 16V17H6ZM12 16H14V17H12ZM27 16H29V17H27ZM49 16V17H48ZM167 16V18H168V20H166V17ZM175 16V17H174ZM177 16V17H176ZM12 17V18H11ZM31 17V18H30ZM46 19H45V18ZM152 17V18H151ZM160 17V20L161 21H163V22H161L158 18ZM209 17H210V19H209ZM221 17V18H220ZM246 19H245V18ZM13 18H15V19H13ZM28 18V19H27ZM44 18V19H43ZM157 18V19H156ZM165 19V21L164 20H162V19ZM170 18H172V19H170ZM189 18V19H188ZM190 18H192V20H193V22L191 21V19ZM198 18V19H197ZM220 18V19H219ZM229 20H228V19ZM242 18H244V19H242ZM12 19H13V21H12ZM21 19V20H20ZM31 19V20H30ZM124 19V20H123ZM169 19H170V21H169ZM175 19V20H174ZM197 19V20H196ZM17 20H18V23H17ZM27 20H29L30 22H28ZM34 20H35V22H34ZM125 20H126V22H125ZM128 20H129V18H121V22L123 23V21H124V25H129V24H127V22H128ZM186 20H190V21H186ZM196 20V21H195ZM200 20V21H199ZM214 20V21H213ZM161 22L160 23V27H159V22ZM168 21V22H167ZM174 23H173V22ZM178 21V22H177ZM185 21L187 22V23H185ZM198 21V22H197ZM10 22V23H9ZM21 22V23H20ZM48 22V23H47ZM158 22V23H157ZM197 22V23H196ZM216 22V23H217ZM228 22H229V24H228ZM28 23H29V25H28ZM51 23V24H50ZM121 23V24H122ZM163 23V24H162ZM164 23H165V25H164ZM166 23H167V25H166ZM170 25H169V24ZM179 23H180V25H179ZM190 23V24H189ZM215 23V22H214ZM4 24H8L9 26H11L10 28L8 27V28H5L7 25H5V26H3ZM15 24V25H14ZM18 24L20 25L19 27L21 28V30H20V28L18 27ZM32 24V25H31ZM50 24V25H49ZM162 24V25H161ZM174 24V25H173ZM177 24V26L179 25V26H181V29L179 28V26L178 27H176L175 25ZM211 24V25H210ZM251 24V25H250ZM12 25H13V27H12ZM35 25V26H34ZM36 25H38V26H36ZM47 25H49V26H47ZM53 25V26H52ZM164 25V26H163ZM174 27H173V26ZM187 25V26H186ZM189 25V26H188ZM15 26H16V28H15ZM21 26H23V27H21ZM33 27V28H31V27ZM46 26V27H45ZM52 26V27H51ZM145 26V27H144ZM146 26L148 27V28H146ZM153 26H154V29H153ZM171 26V27H170ZM186 26V27H185ZM251 26L254 28H252V31H254V33L253 34H251L252 33V31H248L249 30V28L251 29ZM262 26V27H261ZM3 27V28H2ZM48 27V32H50V33H48L47 32V30H46V28ZM168 27H169V29H168ZM189 27V28H188ZM243 27V28H242ZM5 28V29H4ZM11 28H13L12 29V31H11ZM24 28H26V29H24ZM36 28V29H35ZM44 28H45V30H44ZM54 28V29H53ZM144 28H146V29H144ZM160 28V29H159ZM170 28H172L174 31V33L172 32V29H170ZM177 28V29H176ZM248 28V29H247ZM263 28V29H262ZM10 29V31H8ZM32 29V30H31ZM51 29V30H50ZM150 29V30H149ZM155 29H157L156 31H154ZM165 29V30H164ZM168 29V30H167ZM176 29V30H175ZM188 29V30H187ZM245 29H247V30H245ZM7 30V31H6ZM20 30V31H19ZM30 30V32H28ZM37 30L39 31V32H37ZM42 30H43V32H42ZM56 30V31H55ZM73 30V31H72ZM160 30V31H159ZM167 30V31H166ZM183 30L184 31H186V32H183ZM236 30V31H235ZM260 32H259V31ZM263 30V31H262ZM15 31L17 32V33H15ZM27 31V32H26ZM32 31H34L35 32V34L34 35H32L33 33H32ZM52 31V32H51ZM162 31H164L163 32V34H162ZM177 31V32H176ZM179 31H181L182 33H180V35H182L183 37L182 38H177L178 37V35H176V34H179ZM242 31V32H241ZM245 31V32H244ZM258 32V34L260 33V36L258 35V34H256V35H254L255 34V32ZM7 32V33H6ZM14 32V33H13ZM24 32V34H22ZM41 32H42V34H41ZM45 32V34H43ZM145 32H147L148 33V35H147V33H145ZM157 32V33H156ZM158 32L160 33V35L158 34ZM237 32H239V33H237ZM248 32V33H247ZM251 32V33H250ZM256 32V33H257ZM11 33V34H10ZM19 33H21V34H19ZM32 33V34H31ZM38 33H39V35H38ZM53 33V34H52ZM56 33V34H55ZM69 33H71V34H69ZM74 33V34H73ZM108 33V34H107ZM123 36V37H121L120 38V34ZM156 33V34H155ZM167 33V34H166ZM235 33H236V35H235ZM242 33V34H241ZM247 34V36H248V34H249V36H250V38L248 37V38H245L246 36L244 35V34ZM6 36H4V35ZM6 34H8V35H6ZM17 35V36H15V37H13V35ZM19 34V35H18ZM28 34V35H27ZM42 36H41V35ZM48 34V35H47ZM103 34H105V35H103ZM112 34V35H111ZM119 34V35H118ZM126 34V35H125ZM162 34V35H161ZM169 34H171V35H169ZM187 34V37L185 36ZM234 34V38L235 39H233L231 36ZM238 34L240 35V37L238 36ZM3 35V36H2ZM24 35V36H23ZM38 35V36H37ZM52 35V36H51ZM55 35H57V36H55ZM59 35V36H58ZM61 35V36H60ZM70 35H71V37H70ZM83 35V34H82ZM93 37H95V38H91L92 36ZM100 35V36H99ZM154 35V36H153ZM167 36V37H163V36ZM168 35H169V37H168ZM174 35V36H173ZM216 36H217V34H215ZM252 35H254V36H259V37H262V39L260 38L259 39V37L258 38H253L254 40L253 41H249V39H252L251 38V36ZM35 36H37V38H34ZM104 36H105V38H104ZM114 36H115V38H114ZM147 38H146V37ZM153 36V37H152ZM170 36H171V38H173V39H171L170 38ZM175 36H177V37H175ZM185 36V37H184ZM189 36H190V39H189ZM194 36V35H193ZM241 36H243V37H241ZM8 37V38H7ZM11 37H13L12 39H11ZM20 39H19V38ZM27 37V38H26ZM39 37V38H38ZM46 37V38H45ZM70 37V38H69ZM75 37V38H74ZM97 37H101V39H99V38H97ZM155 37V38H154ZM229 37L231 38V40L229 39ZM253 37V36H252ZM9 38H10V42H9ZM15 38V39H14ZM30 38V39H29ZM45 38V39H44ZM69 38V39H68ZM90 38V39H89ZM97 38V40H94V39H96ZM107 38V39H106ZM114 38V39H113ZM120 38V39H119ZM168 38V39H167ZM170 38V39H169ZM188 38V39H187ZM213 38H214V36H213ZM216 38V37H215ZM245 38V39H244ZM18 39V40H17ZM23 39V40H22ZM25 39L26 40H28L29 41V43H30V41H31V39H33L34 41H31V43L32 42H35V43H37V44H34V43H32V45H31V43L29 44L28 43V41L26 42L25 41ZM36 39H37V41H36ZM38 39H39V41H38ZM40 39H42V40H40ZM51 39V40H50ZM53 39H55V40H53ZM63 39V40H62ZM65 39V40H64ZM77 41H75V40ZM82 41H81V40ZM87 39V40H86ZM91 39H93V41L92 42H90L91 41ZM131 41H130V40ZM142 39V40H141ZM156 39H158V40H156ZM178 39L180 40V42H178ZM183 41H182V40ZM236 39H238V40H236ZM12 40H15V41H13V42H11ZM17 40V41H16ZM20 40H22V41H20ZM48 40V41H47ZM69 40V41H70ZM98 40H100L101 42H98ZM143 40H144V42H143ZM153 40V41H152ZM156 40V41H155ZM173 40H175V41H177L178 43H179V45H178V43H171V42H173ZM189 40V41H188ZM242 40H244V42L241 41ZM247 40V41H246ZM259 40V41H258ZM262 40V41H261ZM5 41V42H4ZM19 41V42H18ZM59 42V43H63V42ZM74 41V42H73ZM81 41V42H80ZM84 41L85 42H88V43H86V45L84 44ZM95 41H97V42H95ZM117 43H119V44H117V46L119 47V46H121V49H119L115 44H116V42ZM121 41V42H120ZM141 41V43H139ZM151 41V42H150ZM163 41V42H162ZM171 41V42H170ZM188 41V42H187ZM193 41V42H192ZM198 41H200V42H198ZM230 41V42H229ZM235 41V43H231V42H234ZM249 41V42H248ZM11 44L12 43V45H10L9 43ZM15 42V43H14ZM24 42V43H23ZM39 42V43H38ZM131 42V43H130ZM168 42H170V43H168ZM181 42H183V44L181 43ZM185 42V43H184ZM198 42V43H197ZM237 42H241V43H243V44H245V45H243V44H241L242 45V47H243V49H242V47H241V45L239 44V43H237ZM254 42L256 43V44H254ZM14 43V44H13ZM27 43V44H26ZM91 43V44H90ZM98 43H101V45L99 46V47H97L96 45L98 44ZM109 43V44H108ZM111 43V44H110ZM134 43V45H138L137 47L136 46H134V45H132ZM138 43V44H137ZM147 43V44H146ZM157 45H156V44ZM162 43V44H161ZM166 44V45H164V47L162 48V46H163V44ZM168 43V44H167ZM201 43V44H200ZM237 43V45H235ZM246 43L248 44V46L246 45ZM254 45H253V44ZM258 43V44H257ZM9 44V45H8ZM17 44V45H16ZM95 44V45H94ZM112 44H114V45H112ZM139 44H141V45H143V46H141V45H139ZM149 44V45H148ZM182 44V45H181ZM31 45V46H30ZM85 45V46H84ZM106 45H109L108 47L106 46ZM130 45H132V47L130 46ZM175 45H178V46H175ZM239 45H240V47H239ZM253 45V46H252ZM256 45H257V47H258V45H259V48H260V45H262L261 47L262 48H258L257 49V47H256ZM15 46V47H14ZM27 46V47H28ZM74 46H76V45H74ZM89 46V47H88ZM90 46H93L92 48H93V50H92V48L90 47ZM112 46V47H111ZM123 46H125V47H123ZM134 46V47H133ZM146 48H145V47ZM157 46H159L160 47V49H159V47H157ZM175 46V47H174ZM179 46H180V48H179ZM191 46H192V51H193V53H191L190 52V50H191ZM228 46V45H227ZM255 46V47H254ZM140 47V48H139ZM178 47V48H177ZM195 47V48H194ZM215 48L214 50H216V51H218L217 49L218 48ZM236 47V48H235ZM246 47V48H245ZM249 47H254L255 49H257L258 51L257 52H259V53H257L256 52V54H254L253 55V58H251V63H249V67H248V70L247 71H250L251 72V74H250V72H248L249 73V75L250 76H252L251 78H250V76H248V80H246L245 81V83H247L248 85H250L249 86V88H250V92H254V91H258V92H252L253 94L252 95H250V97H249V100H247L245 103L247 104V105H249V106H247L248 107V109H246V110H248V112L247 111H245V108H247L245 105V103L242 105V107H245V108H242L241 109V111L243 112V113H240L241 111H239V110H235L234 111V113L233 112H229V111H227L228 109H230V108H228L227 107V109H226V111L229 113V114H227L226 116H224V117H221L222 115H220V118H217V119H213L211 116H206L204 119H205V121H206V128L207 129H209L210 131H211V133L212 134H215V135H217L216 137H219L218 139L217 138H213L214 140H210L209 138H210V136H206V135H203L205 132H201L199 135H195V136H193L194 138H196V139H194L193 137H191V138H189L187 141L188 142H186V145L185 146H187L186 147V149H185V146L184 147H181L180 149H178L177 151H178V153L176 154V150H174V152H175V154H174V152H170L171 154H169V151H170V149H169V147L166 145V144H163L162 145V147H160L161 145L160 144H158V142L159 141H157V142H155L154 143V145H155V147H154V145L152 144L154 141H155V137H158L157 135H158V131H157V128L159 127L158 125H160V126H162L161 124H160V122H165L161 117V115H159L160 116V119H159V116L157 115V118H155L156 120H155V126L157 127H155L153 130H152V128H151V130L150 129H148L147 128V126H143L142 128H146L145 130H141L140 129V126H141V124L142 125H144V124H146L147 122H144V123H141L140 125H139V122L140 121H136V122H133V125L130 127V128H133V129H127V127L128 126H126V124H124V125H122L123 123L121 122H118V119L120 120V118H122L121 120H123L124 118H126V117H128L129 116V112H126V111H128L129 109L131 110L132 108L131 107H133L132 106V104H133V101L134 100H138V101H140L139 99H141V98H143V96L144 95H141V97L140 98H138L140 95H138L140 92H148V91H150L149 93H152V95L154 96H156L158 99H160V100H162V98H163V101L165 100L166 101V99L169 101H175V103L176 102H178V101H180V102H178L177 104H175V105H178V104H181V105H178V109H179V106H180V113L183 111V109L182 108H184V111L183 112H185V116L186 117H188L189 115L191 116V119L193 118V116L195 115L196 116V112H200V109H204V107H206V105L202 102V101H200V96H198V95H203L206 91L207 92H209L210 93V95L212 96L213 95V98L214 99H212V102L215 104V105H217V106H215V105H213V107L212 108H214L213 110L214 111H216V110H218L219 112H220V114L221 113H224V112H226L225 111V109H224V107L226 108V106L223 104L224 103V101H225V99H224V96H225V98L228 96V94L234 89V84H233V82L232 81H230L231 79H230V75L231 76H234L235 74H236V72H237V67L235 68V66H236V64H237V62H235V61H238L239 62V60L238 59H240L241 58V56L243 57V54H244V49L245 50H247ZM126 48V49H125ZM131 48V49H130ZM190 48V49H189ZM32 49V48H31ZM101 49V50H100ZM104 49V50H103ZM108 49V50H107ZM122 49H124V50H122ZM129 49V50H128ZM139 50L138 52L137 51H134V50ZM148 49H150V50H148ZM156 49V50H155ZM201 49V50H200ZM83 50H85V51H83ZM92 50V51H91ZM109 50H110V52H109ZM112 50V51H111ZM114 50V51H113ZM115 50H117V51H115ZM141 50V51H140ZM143 50H145V51H143ZM161 50V51H160ZM182 50V51H181ZM183 50H184V52H183ZM200 50V51H199ZM238 50V51H239ZM261 50V51H260ZM264 50V49H263ZM120 51V52H119ZM123 51H124V53H123ZM130 51H131V55L133 56V57H129V59H128V57H127V54H129L130 55ZM157 51H159V52H156ZM189 51V52H188ZM196 51H199V52H197L196 53ZM226 50H221L220 48H219V52L222 54V52H225ZM88 52V53H87ZM95 52V53H94ZM114 52V53H113ZM119 52V53H118ZM129 52V53H128ZM132 52H134V53H132ZM143 52V53H142ZM153 52H154V54H153ZM188 52V53H187ZM219 52H218V54H219ZM261 52H262V54H261ZM83 53V55H80V54H82ZM101 53V54H100ZM104 53V54H103ZM110 53V54H109ZM138 53V54H137ZM141 53V54H140ZM147 53V54H146ZM149 53V54H148ZM161 53V55H162V57H159V54ZM184 53H186V57H187V59L189 60V62H188V60L185 58V59H183V61L181 62V57L183 56V55H180V54H184ZM238 53H240V54H238ZM75 53H73V55H74ZM87 55V57H86V55ZM95 54V55H94ZM108 54V55H107ZM118 54V57L116 56L115 57V55H117ZM122 54V55H121ZM146 54V55H145ZM157 54V55H156ZM178 54V55H177ZM197 54V55H196ZM259 54H261V55H259ZM72 55V53L70 54V56ZM73 55L71 56V57H69V55H68V57H67V61L65 62L64 61V63H65V65L64 66H67V64H68V62H71L74 58H73ZM110 55H112V56H110ZM121 55V56H120ZM128 55V56H129ZM130 55V56H131ZM138 57H137V56ZM142 55V56H141ZM237 55V56H236ZM108 56H109V58H108ZM126 56V57H125ZM146 56H148V60H150L149 62L150 63H148L147 64V59H146ZM154 56V57H153ZM179 58H178V57ZM188 56H189V58H188ZM196 56V57H195ZM234 56V57H233ZM239 56H240V58H239ZM258 56V57H257ZM260 56V57H259ZM102 57H104V61H101L102 63H100V61H99V59L100 60H102L103 58ZM106 57V58H105ZM123 59L124 57H125V59H124V61H122V59ZM137 58V61H138V63H137V61H136V58ZM194 59H193V58ZM213 57V58H212ZM214 57H215V59H214ZM231 57H233L232 59H231ZM237 57V58H236ZM255 57V58H254ZM89 58H90V60H89ZM94 58V59H93ZM134 58V59H133ZM139 58V59H138ZM144 58V59H143ZM155 58V59H154ZM235 58V59H234ZM257 58V59H256ZM113 59H115V60H113ZM121 59V60H120ZM128 61H127V60ZM132 59H133V61L135 62L134 63V66L132 65L133 63V61H132ZM237 59V60H236ZM88 60H89V62L90 63H88ZM191 60H193V61H191ZM198 62H197V61ZM219 60V61H218ZM232 60V61H231ZM25 61V60H24ZM96 61H97V63H96ZM126 61H127V63H126ZM131 61V62H130ZM196 61V62H195ZM202 61L204 62V63H202ZM233 63V61H234V65L233 64H231V62ZM253 61H254V65H252L253 64ZM260 61V62H259ZM26 62V61H25ZM25 62H22V63H20V64H22V65H24L25 64ZM106 62V63H105ZM116 62V63H115ZM125 62V63H124ZM144 62H146L145 64H146V66L148 65V67H146L145 65H144ZM153 62H154V64H153ZM158 62H160V63H158ZM187 64H189V67H188V65H186V63ZM191 62H192V64H191ZM194 62V63H193ZM209 62H210V64H209ZM259 62V63H258ZM115 63V64H114ZM118 63V64H117ZM156 63V64H155ZM158 63V64H157ZM182 65H181V64ZM198 63V64H197ZM207 65H209V66H207ZM216 63H218V64H216ZM258 65H257V64ZM95 64V65H94ZM99 64V65H98ZM122 64V65H121ZM129 64H131V65H129ZM138 66H136V65ZM140 64V65H139ZM195 64H197L198 66H199V68H201V66L203 67V68H201V69H206L207 67L209 68H207L205 71L206 72H212V73H214L213 75L211 74L210 75V77H209V79H207L208 77H207V75H206V72H204V70H203V74L201 73V74H197V77H196V73L194 72V73H192L191 74V70H193V65H195ZM233 65V66H231L232 68L230 69L229 67V65ZM252 66H251V65ZM260 64H261V67H260ZM113 65V66H112ZM144 65V66H143ZM155 65H158V67L156 68L155 67ZM214 65V66H213ZM216 65V66H215ZM218 65V66H217ZM255 65H256V68H255ZM85 66V67H84ZM88 66V67H87ZM109 66V67H108ZM112 66V68H110ZM119 66V67H118ZM123 66V67H122ZM131 66V67H130ZM192 68H191V67ZM225 66L226 67H228L227 69L225 68ZM142 67H143V69L144 70H142ZM145 67V68H144ZM184 67V68H183ZM211 67V68H210ZM218 67V68H217ZM260 67V68H259ZM63 68L64 67H62V70H63ZM98 68L100 69L99 71H98ZM105 68H107V69H105ZM119 68V69H118ZM162 68V69H161ZM187 68V69H186ZM225 68V69H224ZM257 68H259V69H257ZM121 69V70H120ZM153 69V70H152ZM176 69H178V71L176 70ZM183 69H185V70H183ZM190 69V70H189ZM200 69V70H201ZM215 69L217 70V72L215 71ZM219 69V70H218ZM221 69L223 70V71H221ZM234 69V70H233ZM24 70L25 71H27V69L26 68H24ZM62 70H57V71H53V72H49V77L51 76V77H53L54 79H59V77L61 76V71ZM94 70V71H93ZM103 70L105 71V74H104V72H103ZM108 70V71H107ZM146 70H147V72H146ZM176 70V71H175ZM181 70V71H180ZM212 70H214V71H212ZM233 70V71H232ZM236 70V71H235ZM252 70V71H251ZM256 70H259V71H257V72H255ZM75 71H76V69H75ZM91 71V72H90ZM92 71H93V73H92ZM123 72V74H125V75H123L122 74V72ZM137 71H139V72H137ZM142 71H143V73L145 74H143L142 76H140V72H141V74H142ZM151 71H152V74H151ZM157 71V72H156ZM160 71H161V73H160ZM172 71V73H175L176 72V76L173 74H171L170 72ZM182 71H185L186 73H184V79H182L183 77L181 76V75H183V72ZM228 72V73H224V72ZM102 72V73H101ZM112 72V73H111ZM117 72H119V73H117ZM166 72V73H165ZM178 72V73H177ZM216 72V73H215ZM219 72H220V74H219ZM231 74H230V73ZM253 72V73H252ZM25 74V72L23 71H21V74ZM109 73V74H108ZM135 73V74H134ZM137 73H139V74H137ZM180 73H182V74H180ZM198 73H199V71H198ZM217 73H218V78H216V75H217ZM222 73H223V75H222ZM256 73V75L258 76V74L260 73V75H261V77H263L262 78V80H261V77H260V75L257 77V76H255L254 74ZM51 74V75H50ZM56 74H59V75H56ZM97 74H99V75H97ZM105 75V77H104V75ZM155 76H154V75ZM160 74L161 75H163V77L164 76H166V78L164 77L163 79H164V81H163V79H162V76H160ZM186 74V75H185ZM189 74H191V75H189ZM225 74H228V75H225ZM111 75V76H110ZM117 75H119L118 76V78H117ZM127 75V76H126ZM136 75H138L137 77H140V79H138L137 77H136ZM149 77H148V76ZM171 77H169V76ZM201 75V76H200ZM215 75V76H214ZM227 76V77H225V76ZM59 76V77H58ZM187 76H189V77H186ZM203 76V77H202ZM207 78H206V77ZM212 76V77H211ZM229 76V77H228ZM57 77V78H56ZM112 77V78H111ZM121 77H123V78H121ZM125 77H127L128 79H126ZM132 77V78H131ZM145 77V78H144ZM146 77H148L149 79H150V77H151V79L150 80H148V78H146ZM182 77V78H181ZM215 77V78H214ZM222 77V78H221ZM255 77L257 78V79H255ZM108 78H110V79H108ZM115 78H117V79H115ZM125 78V79H124ZM154 78V79H153ZM156 78H158L157 80H156ZM160 78V79H159ZM180 78V79H179ZM186 78V79H185ZM199 78V79H198ZM213 78V79H212ZM259 78V79H258ZM120 79V80H119ZM132 79V80H131ZM179 79V80H178ZM188 79V80H187ZM198 80L199 82H201V83H199V85H192V83H190L192 80ZM202 79V80H201ZM207 79V80H206ZM218 79V80H217ZM224 79V80H223ZM253 79V80H252ZM128 80V81H127ZM137 82V85H136V82ZM161 80V81H160ZM181 80V81H180ZM190 80V81H189ZM204 80H205V82H204ZM226 80V81H225ZM252 81V83H249V82H251ZM23 79H18V80H9V81H5V82H2V80H0V88H3L4 87V90L2 89L1 91H0V94H2L5 90L6 91H8V94H11V92L10 91H12V90H14L15 89V86H16V88H19V89H22V90H24V91H26L27 93L28 92H31V91H33L34 90V88H33V85H31V84H28L26 81H24ZM121 81V82H120ZM147 81H149L151 84V87L150 86H148L146 83H147ZM159 81V82H158ZM213 81V82H212ZM220 81V82H219ZM254 81V82H253ZM23 82V83H22ZM114 82V83H113ZM115 82H119V83H115ZM125 84H124V83ZM128 82V83H127ZM132 82H134V83H132ZM142 82V83H141ZM157 82H158V84H157ZM173 82V83H172ZM179 82V83H178ZM208 82H210V83H208ZM226 82H227V84H226ZM231 82V83H230ZM259 82H263V83H260L261 84V86H259L258 84H259ZM7 83V84H6ZM132 83V84H131ZM154 83V84H153ZM156 83V84H155ZM172 83V84H171ZM221 83V84H220ZM15 84H18V86L17 85H15ZM23 84H26V85H23ZM87 84V85H86ZM105 84H107V83H105V81L103 82V85H105ZM140 84V85H139ZM155 85L154 86V90L156 91V90H159V91H157V93L159 92L160 94H158L159 96H157V93L155 92L154 93V90L152 89V91L150 90V89H148L149 87L150 88H152V86L153 85ZM160 84V85H159ZM178 84V85H177ZM185 84H187V87H185L186 85ZM202 84H204V86L202 85ZM207 84V85H206ZM222 84H224V86L222 85ZM230 84V85H229ZM4 85V86H3ZM5 85H6V87H12V88H6L5 87ZM12 85V86H11ZM28 85V87H26ZM119 85V86H118ZM134 85V86H133ZM139 85V86H138ZM161 85H163V86H161ZM172 85H176L177 86V89L174 91V92H171V93H167V91H170V88H171V86ZM185 85V86H184ZM212 85V88L210 87ZM222 85V86H221ZM231 87V85H232V87L230 88L229 86ZM247 85V86H248ZM31 86H32V88H33V90H31ZM89 86V87H88ZM130 86V87H129ZM138 86V87H137ZM157 86V87H156ZM197 86V87H196ZM201 86V87H200ZM214 86H215V89H214ZM217 86V87H216ZM256 87V88H252V87ZM24 87H25V89H24ZM88 87V88H87ZM123 87H125L124 89H123ZM128 87V88H127ZM135 87V88H134ZM148 87V88H147ZM202 87H204V88H206V90L204 89V88H202ZM224 87H227V89L226 88H224ZM6 88V89H5ZM27 88V89H26ZM133 88V89H132ZM180 88L182 89V91L184 92H182V91H180ZM188 90V92H187V90ZM198 88V91H199V93L198 92H196L195 90ZM209 88H211L210 90H209ZM218 88V89H217ZM220 88H221V90H220ZM228 88H230V89H228ZM261 88H262V90H261ZM123 89V90H122ZM130 89V90H129ZM162 89V90H161ZM199 89H204L203 91H204V93L203 92H201L202 90H199ZM224 91H223V90ZM28 90V91H27ZM30 90V91H29ZM128 90V91H127ZM131 90H136V92H137V95H135V96H131V93L133 92V91H131ZM179 90V91H178ZM185 90V91H184ZM218 90V91H217ZM228 90V91H227ZM194 91H195V94H194ZM211 91V92H210ZM220 91H222L221 93H220ZM193 94H192V93ZM215 92V93H214ZM226 92H228V94L226 93ZM261 93V95L262 96H260V93ZM179 93V94H178ZM180 93H181V95H180ZM203 93V94H202ZM225 93V94H224ZM259 94V95H257V94ZM121 94H122V96H121ZM124 94V95H123ZM216 94V95H215ZM171 95H174V96H171ZM190 95V96H189ZM193 95L195 96L194 98H193ZM254 95V96H253ZM257 95V96H256ZM122 98H121V97ZM138 96V97H137ZM163 96V97H162ZM196 96L199 98V101H198V98H196ZM216 96V97H215ZM223 96V97H222ZM251 96H252V98H251ZM129 97V98H128ZM138 99H137V98ZM174 97V98H173ZM185 97V99H183ZM187 97V98H186ZM260 97V98H259ZM85 98H87V99H85ZM170 98V99H169ZM179 98V99H178ZM180 98H181V100H180ZM257 98H259V99H257ZM186 99H187V101H186ZM253 99V100H252ZM87 100H90V102H88ZM119 102H118V101ZM121 100V101H120ZM123 100V101H122ZM196 102V104L193 102ZM222 100V101H221ZM251 100L253 101V102H251ZM260 101L259 103H258V101ZM262 100V101H261ZM143 101V100H142ZM186 101V102H185ZM254 101H256V102H254ZM146 102H148V101H144V104H143V106H144V111H148L146 108H150L149 107V105H147V104H149V103H146ZM182 102V103H181ZM184 102V103H183ZM190 102H192V103H190ZM198 102V103H197ZM248 102V103H247ZM121 103V104H120ZM132 103V104H131ZM161 103V102H160ZM249 103H251L252 105H250ZM256 103V104H255ZM7 104H8V102H7ZM2 105V107H0V109H2V110H4V109H6V108H8L7 106H9V105H16V104H12V103H10L9 105ZM76 104H77V106H76ZM86 104V105H85ZM88 104H90V105H88ZM127 104H128V106H127ZM190 104V106H188ZM194 104V105H193ZM261 104V105H260ZM87 105L89 106V107H87ZM122 105V107L120 108V106ZM130 105V106H129ZM184 105V106H183ZM75 106V107H74ZM95 108H93V107ZM126 107L125 109H124V107ZM188 108H187V107ZM192 106V107H191ZM193 106H195V107H197V110L195 111L194 110V107ZM199 106V107H198ZM256 107V108H254V107ZM75 109H74V108ZM78 107V108H77ZM84 107V108H83ZM129 107V108H128ZM182 107V108H181ZM253 109H252V108ZM91 108V109H90ZM98 108V109H97ZM199 108V109H198ZM223 108V109H222ZM251 108V109H250ZM73 109H74V112H73ZM78 109V110H77ZM84 109V110H83ZM250 109V110H249ZM256 109V110H255ZM1 110V111H2ZM76 110V111H75ZM105 111V112H102V111ZM121 110V111H120ZM129 110V111H130ZM189 110H190V112H189ZM258 111V112H253V111ZM58 111L60 112L59 114H58ZM88 111H89V113H90V111H91V116H93L92 117V119H90L91 118V116H89L90 114L88 113ZM121 112V114H120V112ZM191 111H193L194 112V115L192 114V112ZM224 111V112H223ZM252 113H251V112ZM9 112H11V114H9V116H7L8 117V119H13L14 121H18L20 118L22 119V117H17L16 116V114L15 115H13V113H17V111H9ZM9 112H7V113H9ZM78 112H79V114H78ZM109 112V111H108ZM130 112H132L133 114H135V112L133 111V109H132V111H130ZM189 114V113H191V114H187V113ZM226 112V113H227ZM246 112V113H245ZM260 112V113H259ZM28 112L27 111H25V110H23V112H22V114H27ZM86 113L88 114L87 116H89V117H87L86 116ZM94 113V114H93ZM102 113V114H101ZM119 113V114H118ZM257 115V113H258V116H256V117H254L255 116V114ZM262 113V116H260V114ZM18 114V113H17ZM58 114V115H57ZM74 114V115H73ZM126 115V117H124L125 115ZM12 115H13V117H12ZM71 115H72V117H71ZM104 115V116H103ZM119 115H121V116H119ZM130 115H132V114H130ZM241 115H243V116H241ZM53 116H56V117H53ZM61 116H63L62 118H61ZM116 116V117H115ZM119 116V118L117 119V117ZM198 116V115H197ZM231 116H232V119H231ZM241 116V117H240ZM4 117H5V115L2 113H0V140H2L3 138H5V139H7L8 137H4V136H2V134H3V132L7 129V125L5 124L6 123V121L5 122H2L3 120H4ZM12 117V118H11ZM57 117H58V119H57ZM82 117V118H81ZM238 117H239V119H238ZM243 117V118H242ZM253 117V118H252ZM258 117V118H257ZM261 117V118H260ZM71 118V119H70ZM78 118V119H77ZM86 120H85V119ZM113 118H114V120H113ZM168 117H166V118H164L165 120L167 119ZM190 118V117H189ZM230 118V119H229ZM237 118V119H236ZM256 118V119H255ZM24 119V118H23ZM53 119V120H52ZM61 119V120H60ZM69 119V120H68ZM76 119V120H75ZM90 119V120H89ZM108 119H110V122L108 121ZM112 119V120H111ZM138 119H141V118H138ZM162 119V120H161ZM243 119H244V121H243ZM258 119V120H257ZM68 120V121H67ZM99 120H100V122H99ZM107 120V121H106ZM116 120H117V122H116ZM120 120V121H121ZM150 120V119H149ZM200 120H202V118L200 119ZM227 120V121H226ZM228 120L230 121L229 123H228ZM235 120V121H234ZM241 120V121H240ZM248 120V121H247ZM260 120V121H259ZM54 121V122H53ZM75 121H77V122H75ZM86 121V122H85ZM95 121V122H94ZM158 121H159V123H158ZM167 121V120H166ZM203 121V120H202ZM223 122V126H222V122ZM226 121V122H225ZM240 121V122H239ZM254 121V122H253ZM257 121H259V122H257ZM64 122V121H63ZM75 122V123H74ZM116 122V123H115ZM137 122H138V124H137ZM193 123H194V121H192ZM191 122V124H193ZM214 122V123H213ZM215 122H217V123H215ZM253 123V124H249V123ZM94 123H96V124H94ZM102 123H104V124H102ZM105 123L107 124V125H105ZM120 125H119V124ZM186 125H184V124ZM211 123L213 124V125H211ZM242 123V124H241ZM245 123H248V124H245ZM259 125V127L257 128V124ZM59 124V125H58ZM116 124H118V125H116ZM135 124V125H134ZM157 124V125H156ZM191 124H189L188 125V123H187V121L185 120V122L183 121L182 122V126H184V128H185V131L187 132V131H190L191 129ZM217 124H219V126L217 125ZM226 124V125H225ZM234 124V125H233ZM245 124V125H244ZM95 125H97V126H95ZM101 125V126H100ZM104 125L106 126V127H104ZM121 125H122V127H121ZM136 125H139V128L137 129L136 128ZM217 125V126H216ZM220 125H221V127L223 128H221L220 127ZM230 125H233V126H230ZM241 125V126H240ZM251 125V126H250ZM98 126H100V127H98ZM112 126V127H111ZM115 126V127H114ZM118 126H120V128L118 127ZM216 128H215V127ZM227 126V127H226ZM235 126H236V129H234L235 128ZM239 126L241 127V128H239ZM252 126H253V128H252ZM257 128H255V127ZM74 127V126H73ZM93 127H94V129H93ZM104 127V128H103ZM108 127V128H107ZM109 127H111V128H113V129H111V128H109ZM117 127V128H116ZM187 127V128H186ZM231 127V128H230ZM96 128V129H95ZM101 128H103L102 130H99V129H101ZM119 128V129H118ZM124 128V129H123ZM136 128V129H135ZM215 130H214V129ZM226 128V129H225ZM239 128V129H238ZM251 128H252V131L250 132L249 130H251ZM109 129H111V130H113L112 132H111V130H109ZM118 130L117 132L115 131V130ZM156 129V130H155ZM187 129V130H186ZM221 129V130H220ZM254 129V130H253ZM259 129H261L260 131H258ZM52 131L51 133H50V131ZM57 130V129H56ZM56 130H54L53 131V129H47L46 130V132H45V130L40 134V137L41 138H43V141H48L49 139H48V137L47 136H55L56 138H54L55 140L58 138L59 139V141H58V139L56 140V142L54 143H50V144H48L49 146H48V148L50 149L51 147H52V145L54 144V146H53V148H55L57 145V147L55 148V150L53 149V148H51L50 150H52V151H57L58 153H64V152H67V151H69L68 149H67V147H69L68 145H69V143H64V144H62L60 141H61V139H60V136H61V132H59V131H56ZM93 130H96L95 132L93 131ZM135 130V131H134ZM147 130V131H146ZM217 130V131H216ZM235 130V131H234ZM237 130H238V132H237ZM245 130V131H244ZM248 130V131H247ZM260 134V135H256V134H258L256 131ZM69 131H71V134L69 133ZM98 131V132H97ZM104 131V132H103ZM124 131V132H123ZM126 131V132H125ZM141 131H143V132H141ZM153 131V132H152ZM232 131H234V132H232ZM244 131V132H243ZM57 132V133H56ZM59 132V133H58ZM94 132V133H93ZM102 134H101V133ZM106 132V133H105ZM131 133V135H130V133ZM144 132H145V134H144ZM151 132V133H150ZM247 132H250V134L248 133V136H247ZM54 133H56V134H54ZM63 133H65L64 135L65 136H68V138H70V139H74V141H76L77 142V140H79L78 142H82L83 140H85V138L83 137L84 135L83 134H77L76 136H75V133L76 132H74V128H71V129H69V130H66V132H63ZM111 133H114V134H111ZM118 133V134H117ZM136 133H138V134H136ZM141 133V134H140ZM147 133V134H146ZM154 133V134H153ZM228 133H230V135L228 134ZM237 133V134H236ZM238 133L239 134H241V135H245V136H241V137H243V140L241 139V137H239V135H238ZM47 134V135H46ZM49 134V135H48ZM70 134V135H69ZM74 134V135H73ZM96 134V135H95ZM98 134V135H97ZM108 134V135H107ZM111 134V135H110ZM121 134V135H120ZM132 134H135V137H136V135H138L139 137L141 136V138H140V140H139V138H138V136L136 137V138H134L133 136H132ZM140 134V135H139ZM152 134V135H151ZM157 134V135H156ZM229 136H228V135ZM236 134V135H235ZM43 135H45V136H43ZM81 136V137H79V136ZM106 135V137L108 136V138H110V141L109 142H107L108 143V146L107 145H105V148H107L108 147V149H105L104 148V146L101 144V146L99 145V144H97V141L96 140H99V138H101L100 140H103V138H104V136ZM114 135V136H113ZM120 135V136H119ZM149 135V136H148ZM156 135V136H155ZM201 135V136H200ZM50 136V137H51ZM78 136V137H77ZM99 136V138L97 139V138H95V137H98ZM102 136V137H101ZM111 136H113V138L111 137ZM121 136H123L122 138H121ZM144 136V137H143ZM226 136H228V138L226 137ZM236 138H235V137ZM254 136V137H253ZM15 136H10L9 138H14ZM86 137V136H85ZM94 137V138H93ZM129 137V138H128ZM132 137H133V140H132ZM149 137H151L152 138V140H151V138H149ZM200 137V138H199ZM207 137V138H206ZM231 137V138H230ZM247 137V138H246ZM255 137L257 138V140H258V142H257V140L255 139ZM21 138V137H20ZM19 137H17L16 136V138H14V139H17V140H21ZM88 138V137H87ZM116 138V139H115ZM118 138V139H117ZM148 138V139H147ZM155 138V139H154ZM197 138H198V141H199V139L201 140V141H199V142H196L197 141ZM203 138H205V139H203ZM227 138V139H226ZM238 138V139H237ZM245 138V139H244ZM250 138V139H249ZM253 138V139H252ZM260 138H261V140H260ZM77 139V140H76ZM83 139V140H82ZM113 141H112V140ZM114 139H115V141H114ZM154 139V140H153ZM190 139H192V141H193V143H192V141L190 140ZM209 139V141H207ZM215 139H216V141H215ZM225 139V140H224ZM232 139H234V145L233 144H231V145H233L232 147H231V145H228V143L232 140ZM26 141L27 140V138L26 139H24V138H22V140L21 141ZM99 140V141H100ZM139 140V141H138ZM218 140V141H217ZM230 140V141H229ZM242 142H241V141ZM256 140V141H255ZM263 140V141H262ZM53 141V140H52ZM112 141V142H111ZM124 141V142H123ZM144 141V142H143ZM146 141V142H145ZM191 141V142H190ZM202 141L204 142V143H202ZM207 141V142H206ZM215 141V142H214ZM229 141V142H228ZM238 141V142H237ZM247 141V142H246ZM248 141H250V142H248ZM253 141V142H252ZM261 141V142H260ZM58 142V143H57ZM120 142V143H121ZM141 142V143H140ZM142 142H143V144H142ZM195 142V143H194ZM239 142H240V144H239ZM245 142V143H244ZM61 143V144H60ZM111 143V145H109ZM117 143V144H116ZM119 143V144H120ZM138 143V144H137ZM191 143V144H190ZM225 143V144H224ZM227 143V144H226ZM248 143V144H247ZM255 144V146H253L254 144ZM56 144V145H55ZM116 144V145H115ZM144 144H146V145H144ZM148 144V145H147ZM195 144V145H194ZM203 144V145H202ZM220 144H224L223 146L222 145H220ZM239 144V145H238ZM243 144V145H242ZM250 144H252V145H250ZM63 146L62 147V149L63 150H65V151H61L62 149H61V147L60 146ZM156 145L157 146H159L160 147V149H159V147H156ZM191 145V146H190ZM200 145V146H199ZM202 145V146H201ZM211 145V146H210ZM98 146V147H97ZM100 146V147H99ZM107 146V147H106ZM140 146V147H139ZM146 146V147H145ZM190 146V147H189ZM200 147V149H199V147ZM209 146V147H208ZM213 146V147H212ZM221 146L223 147V150H222V148H221ZM239 146V147H238ZM244 146H246V148H247V150L249 149V151L252 153H250L249 151L247 152V150H246V148L244 147ZM76 148L77 146H73L72 147V149L73 148ZM89 149H88V148ZM131 147H133V148H131ZM195 147H197V149L195 148ZM212 147V148H211ZM235 147V149H233ZM254 147H256V148H253ZM65 148V149H64ZM112 148V149H111ZM135 148V150H133ZM136 148H137V150H136ZM149 148V149H148ZM150 148H151V150H150ZM156 148V149H155ZM162 148V149H161ZM165 148H166V150H165ZM210 148V149H209ZM215 148H216V150H215ZM219 148H221V149H219ZM227 148V149H226ZM230 148V149H229ZM251 148V149H250ZM56 149H58V150H56ZM61 149V150H60ZM87 149V150H86ZM91 149V150H90ZM101 149V150H100ZM181 149H183V150H181ZM209 149V150H208ZM212 149V150H211ZM218 149V150H217ZM226 149V150H225ZM241 149V150H240ZM60 150V151H59ZM77 150V149H76ZM96 150H97V152H96ZM98 150H100V152L98 151ZM154 150V151H153ZM164 150V151H163ZM185 150V152H183ZM205 150V151H204ZM211 150V151H210ZM215 150V151H214ZM235 150V152H233ZM256 150V151H255ZM263 150V151H262ZM94 153H93V152ZM157 151H159L160 153H158L157 154ZM168 151V152H167ZM190 151V152H189ZM204 151V152H203ZM218 151V152H217ZM219 151H221V152H219ZM225 151H228V152H225ZM255 151V152H254ZM155 154H153V153ZM179 152H180V156H179ZM210 152V153H209ZM262 152V153H261ZM96 153V154H95ZM118 153V152H117ZM116 153V154H117ZM163 153V154H162ZM196 153V154H195ZM200 153H205V154H200ZM215 153V154H214ZM235 153H236V155H235ZM256 153V154H255ZM131 154V155H132ZM159 154L161 155L162 154V158L159 156ZM173 154V155H172ZM189 154V155H188ZM220 156H219V155ZM242 156H240V155ZM242 154H244V155H242ZM249 156H248V155ZM258 154V155H257ZM194 155V156H193ZM202 157H205V158H202ZM209 155H210V158H209ZM225 155V156H224ZM232 155V156H231ZM254 155H257V156H260L259 158L257 157V156H254ZM139 156V157H138ZM159 156V157H158ZM170 156V157H169ZM184 156V158H182L181 159V157H183ZM212 156V157H211ZM222 156V157H221ZM243 156H245V157H243ZM251 156V157H250ZM31 157V156H30ZM139 158V160H138V158ZM148 157V158H149ZM158 157V158H157ZM166 157H168L169 159H167ZM192 157V158H191ZM196 157V158H195ZM198 157H201V158H198ZM215 157L217 158V159H215ZM225 157V158H224ZM228 157L230 158V157H234V162H233V165L235 166V168L237 169L238 168V171H239V174L237 175V178L236 179H242L243 177V182L245 183V186H248V188L249 187H251V188H249V191H253L252 192V194L254 195H257V198L256 199H254V200H248L247 202H245L244 204H243V207H244V209L243 210H245V209H248V210H250L251 212H252V215H253V213L255 212V211H257V213H258V215H260V219L259 220H257V222H253V220H249V218L247 219V222H248V224L246 225V221L244 222L243 220H241V219H239L238 220V222L236 223V225H233V226H231L230 225V223L228 222V219H231L230 217H229V215L226 213V210H227V208H228V205H227V203H226V201L228 200V197L226 196V195H224V192L226 191L225 190V186H224V184L222 183V180L224 179V178H226V179H231L232 178V176H231V174L229 173V171H225V167H223L224 168V170L222 169V166H223V164L221 163V162H224V160H226V159H228ZM236 157H237V159H236ZM254 157V158H253ZM264 157V156H263ZM144 158V159H143ZM176 158V160H174V159ZM193 158H195V159H193ZM212 158H214V159H212ZM220 158H222V161H221V159ZM242 158V159H241ZM260 158H261V160H260ZM136 159V160H135ZM143 159V160H142ZM168 161H170V162H168ZM192 159V160H191ZM202 159H204V160H202ZM239 159V160H238ZM250 159V160H249ZM260 161H259V160ZM123 160H125L126 161V159H124L123 158ZM156 160H157V162H156ZM174 160V161H173ZM180 160H181V162H180ZM194 160V161H193ZM237 160V161H236ZM255 160V161H254ZM131 161H132V164L134 163H138L137 161H139V163L137 164L139 167H142V166H144V162L146 161L145 160V157H143V156H141V155H134L133 157H131ZM143 161V162H142ZM154 161H155V163H154ZM172 161V162H171ZM207 161L210 163H207ZM215 163H214V162ZM221 161V162H220ZM239 161H241V162H239ZM243 161H246V162H243ZM32 161L29 159L28 160V165H30V163H31ZM47 162H49L48 160H44V164H46L47 166H49L50 164H52L51 162L50 163H47ZM142 162V163H141ZM183 162V163H182ZM185 162H187V163H185ZM188 162H190V163H188ZM191 162H194V163H191ZM218 162H220V163H218ZM236 162H237V164H236ZM249 162V163H248ZM33 163V162H32ZM31 163V165L33 166V164ZM159 165H158V164ZM215 165V164H217L216 165V167L213 165V164ZM243 165H241V164ZM243 163H247L246 164V166H245V164H243ZM251 163V164H250ZM253 163V164H252ZM264 163V162H263ZM106 164V166L105 167H107L108 165H111V163L110 164H108V163H105ZM132 164H128V165H126V166H117L116 168H115V166H114V169L117 171V178H119V180L117 179V182L118 181H120V179H122V178H124V180H126V179H132V177H130L129 175L130 174H132V169H131V167H129V166H131ZM133 164V165H134ZM145 164H146V162H145ZM190 164V165H189ZM203 164H205V165H207V164H209V166H205V165H203ZM220 164H222L221 166H220ZM248 164H249V167H248ZM52 165H56V164H52ZM57 165H59V164H57ZM155 165H158V167H157V169H156V167H155ZM165 165V166H164ZM166 165H167V168H166ZM238 165H239V167H238ZM241 165V166H240ZM67 166H69V167H73L71 164H69V165H67ZM155 168H154V167ZM191 166V167H190ZM204 166V167H203ZM212 166H213V168H212ZM220 166V167H219ZM233 166V167H234ZM125 167V168H124ZM189 167V168H188ZM208 167H210V168H208ZM215 167V168H214ZM248 167V168H247ZM74 168V167H73ZM127 168H129V169H127ZM177 168H179V169H177ZM264 168V167H263ZM40 169V168H39ZM39 169H37L38 170V172L39 173H41V174H44V172H45V169H41V170H39ZM81 170H85L87 173H90V171L92 172V170H87V169H85V168H80ZM156 169V170H155ZM215 170V172H214V170ZM218 169H222V170H218ZM240 169V170H239ZM165 170H167V172L165 171ZM249 170V171H248ZM260 170H262V171H260ZM40 171H42V172H40ZM106 170H102V172L101 173H99L100 175V177H102L103 176V178L102 179H105V180H109L108 179V176L106 175V173L107 172H105ZM178 171V172H177ZM216 171H217V173H216ZM219 171V172H218ZM241 171H243V172H241ZM95 172V171H94ZM98 172H100V170L98 171ZM119 172V173H118ZM105 175H104V174ZM243 173V174H242ZM0 174H3V175H0V179L3 181L4 179H5V177L7 178V179H9V178H11V175H6V174H4V171H2V170H0ZM242 176H241V175ZM245 174V175H244ZM5 175V176H4ZM111 175H112V173H111ZM4 176V177H3ZM113 176V175H112ZM121 176H123V177H121ZM216 176V177H215ZM61 176H57V175H55L54 174V176H51V179H56L57 180V182H60V184L62 183V180H63V178H60ZM106 177V178H105ZM129 177V178H128ZM236 177V176H235ZM241 177V178H240ZM244 179H246V180H244ZM0 180V181H1ZM6 180V179H5ZM55 180V181H56ZM138 181H139V185H142V186H146L147 185V180H146V178L145 177H140V178H138L137 179ZM111 181V182H110ZM110 181H108V183H106L107 185L109 184V185H111V183L113 182V180L112 179H110ZM132 181V180H131ZM138 181H136L137 183H138ZM145 181H146V183H145ZM3 182H5V184H6V182H7V185H9V184H11L12 183V181H10V179L8 180V181H3ZM11 182V183H10ZM116 182V181H115ZM115 182H113L114 184H115ZM195 182V183H194ZM9 183V184H8ZM64 183L65 182H63V185H64ZM70 183V182H69ZM80 183V182H79ZM132 183H133V181H132ZM145 183V184H144ZM62 184H61V186H63ZM76 185V184H75ZM75 185H74V187H75ZM90 184H89V181L87 182V185H86V182H85V184H84V186H89ZM108 185V186H109ZM10 186V185H9ZM154 186H156V185H154ZM79 187H81L82 188V186L81 185H79ZM112 187V188H111ZM71 188V187H70ZM114 189V187L113 186H109V189ZM18 189L20 190V193H19V197L17 196V200H18V204H20L18 207H17V210L18 209H20V210H22V211H24V210H28V213H34L33 215H35L36 216V218H35V216L33 217V219H36V220H32L31 221V224L29 223V225H28V228L27 229H25V232H23L24 230H21V229H23V227L21 226V227H19V223L17 222V220H16V218H13L11 221H9V220H7L6 218H3V219H1L0 218V264H127V263H134L135 261H134V259H135V255H133V254H130V251H124V252H122L121 253V255L119 256V251L117 250L118 248H120L122 245H123V240H122V238L121 237H117V235H113V234H108V236H98V237H100V239L102 238V240H100V241H95L93 238H91V239H88V240H86L85 238H74V239H72L71 241H64L65 243H67L68 245H71L72 246V248L74 249V251H73V253L71 254V255H68V256H66L65 254H63V250L65 249V245L66 244H64L63 242H60V244L59 245H52V243H51V241H48V240H45L44 239V237L40 234V230L41 229H43V226H44V222H40L39 221V219H41L40 217L42 216V211H40V210H38V208H36L35 206H34V203L32 202V201H30V200H32L33 199V197L31 196L32 194H30L29 195V192H27L26 191V189H25V187H22V186H19L18 187ZM129 189V188H128ZM71 190H74L73 189V187H72V189H70V192H74V191H71ZM134 190V193H129L128 191H126L125 192V190H122V192L120 191L119 192V194L121 195V197H120V195H118V197H116L117 199H113L112 200V205H111V208L114 210H111V208H110V212L112 213V211H113V214L114 213H117V212H119L120 213V211H121V214H123V216H125V215H127V213L129 214V215H127V216H129V218H131V217H133L134 219L135 218H140L139 220H138V222H137V224L139 223V227H140V229H146L147 231L149 230V229H152V228H149V227H151L152 226V222L151 221H154V219L156 218V217H159V213L156 211H153V213H152V210L151 209H149L148 207V205L146 204V203H143L142 202V199H140L141 201H136V202H134L135 201V199H133V198H141L140 196H139V194H137V197H136V189H133ZM125 194H124V193ZM128 192V193H127ZM156 192V193H155ZM122 193H123V195H122ZM128 194V195H127ZM125 195V196H124ZM126 195H127V198H125L126 197ZM254 195V196H255ZM130 196V197H129ZM131 196L133 197V198H131ZM120 197V198H119ZM28 198V199H27ZM30 198V199H29ZM119 199V200H118ZM123 199V200H122ZM124 199H127V200H124ZM129 199H131V200H129ZM20 200V201H19ZM108 200H109V198H108ZM120 200H122L123 201V207H122V203L120 204ZM132 200H134L133 202L136 204V206L139 204V206H135V204L132 202ZM177 200H180V201H177ZM119 201V202H118ZM121 201V202H122ZM128 201H130V202H128ZM215 201L217 202V204L216 205H214V203H215ZM20 202V203H19ZM116 203V204H115ZM118 203L120 204L119 206H118ZM127 203V204H126ZM158 204H156V202H155V206H162V207H165V208H168L169 210H171V208H172V210H174V208H173V206H170V204H168V205H165V203H162V204H159V202H157ZM235 203V202H234ZM237 203V202H236ZM125 204H126V206H125ZM140 204H142V205H140ZM145 204V205H144ZM167 204V203H166ZM127 205L128 206H131L132 208H130V207H127ZM134 205V206H133ZM21 206V207H20ZM112 206H114V207H112ZM144 206H145V208H144ZM147 206V207H146ZM230 206V205H229ZM231 206H232V204H231ZM1 208H0V212L3 214V211L4 210H6V208L8 207L7 206V203H6V206H5V204L3 205V206H0ZM2 207H3V209H2ZM122 207V208H121ZM125 207V208H124ZM127 207V208H126ZM135 207V208H134ZM138 207H139V209H138ZM117 208H118V210H117ZM142 208H143V210H142ZM146 208L148 209V210H150V211H148V210H146ZM33 209V210H32ZM125 209V210H124ZM126 209H128V210H126ZM132 209V211H134V213L132 212V211H129V210H131ZM135 209V210H134ZM11 210L12 211H14V208H10L9 207V210H6V212L5 213H7V212H10L11 213ZM55 214L57 213V214H60L61 215V209L57 206V207H55ZM120 210V211H119ZM124 210V211H123ZM136 210H138V213L141 215V214H143V215H139V214H137L136 213ZM33 211V212H32ZM34 211H37V212H34ZM39 211V212H38ZM116 211V212H115ZM128 211V212H127ZM140 211V212H139ZM175 211V210H174ZM225 211V212H224ZM259 211V212H258ZM24 212H27V211H24ZM40 212H41V214H40ZM54 212V211H53ZM122 212H124V213H122ZM131 212L133 213V214H131ZM144 212V213H143ZM148 212V213H147ZM238 212H240V211H236L235 213H230V215L231 216H233L234 214L236 215ZM37 213V214H36ZM147 213V214H146ZM159 215H158V214ZM220 213V214H219ZM224 213H226L227 214V218H225V216L223 215ZM39 214V215H38ZM56 214V215H57ZM120 214V215H121ZM145 214V215H144ZM150 214V215H149ZM155 214V215H154ZM162 214V213H161ZM132 215V216H131ZM147 215V216H146ZM158 215V216H157ZM39 216V217H38ZM137 216V217H136ZM144 216H145V218H144ZM149 216H151V217H149ZM153 216V217H152ZM156 216V217H155ZM224 216V217H223ZM149 217V218H148ZM39 218V219H38ZM133 218H131L130 220H132ZM184 218V217H183ZM232 218H235V217H232ZM6 219V221L4 222V220ZM133 219V220H134ZM145 219H147V220H145ZM195 219H197V220H195ZM198 219L199 220H202V221H204V222H208L207 223V226H202V225H199V221H198ZM3 220V221H2ZM141 220H142V222H141ZM144 220V221H143ZM149 220V221H148ZM249 220V221H248ZM38 221H39V223H38ZM243 221V222H242ZM149 222V223H148ZM88 223H91V221H89ZM143 223H147V224H143ZM85 224V223H84ZM142 226H141V225ZM148 224H149V226H148ZM237 224H239V225H237ZM253 224V225H252ZM31 225V226H30ZM85 225H90V224H87V222H86V224ZM143 225H144V227H143ZM145 226H148L147 228H145ZM233 228V229H235V227L236 226H240V228L242 229L243 228V230L242 231H244V232H241V233H239V235H235V237L232 239V240H229V237H228V235L231 233V227ZM30 227H32V229L30 228ZM143 227V228H142ZM30 228V229H29ZM252 228V229H251ZM244 229H246V230H244ZM30 230V231H29ZM179 230H181V229H179ZM252 230V231H251ZM236 231V230H235ZM234 231V232H235ZM246 231V232H245ZM257 234V235H256ZM256 235V236H255ZM115 237V238H114ZM118 240H117V239ZM120 238V239H119ZM120 240H121V242H120ZM101 243V244H100ZM203 243H204V245H203ZM199 251V252H198ZM247 251V252H246ZM182 252H184L183 250H182ZM198 252V253H197ZM246 252V253H245ZM118 253V254H117ZM252 254V255H249L248 256V254ZM197 254V255H196ZM199 254V255H198ZM203 256H201V255ZM116 255H118L119 257H120V259L122 260V262H118V263H114V261H112V259L116 256ZM244 255V256H243ZM245 255H246V257H245ZM198 256V257H197ZM118 257V258H119ZM201 257V258H200ZM170 258H172V257H170ZM148 264V263H147Z\"/></svg>","mask_w":264,"mask_h":264}]
</instances>
